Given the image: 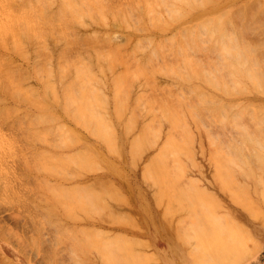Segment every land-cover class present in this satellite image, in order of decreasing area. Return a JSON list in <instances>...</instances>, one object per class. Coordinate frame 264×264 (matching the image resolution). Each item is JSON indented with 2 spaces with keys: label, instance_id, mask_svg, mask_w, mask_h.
<instances>
[{
  "label": "rangeland",
  "instance_id": "obj_1",
  "mask_svg": "<svg viewBox=\"0 0 264 264\" xmlns=\"http://www.w3.org/2000/svg\"><path fill=\"white\" fill-rule=\"evenodd\" d=\"M7 1L0 0V24H1V26H0V32H1L0 33V116H2V117H0V120H1V122H0V173H1L0 174V194L3 195V196L0 195V264H88V263L89 264H117L116 262L118 259H116V258H118V257L119 258L123 257V259L125 258L128 260V261L122 260V262L120 260L121 264H129V262L131 264L132 263H134V264H214L213 263L214 261L216 264H264V191H263L264 185H261V184H264L263 183L264 182V176H262V177L260 176L262 174L264 175V172H263L264 166L263 165L261 166L263 169V170H261L260 166L255 165L256 163H258V165L262 164L259 162V161H261L260 160L261 157H259V156H261V154L263 156V154H264V151H263L264 150L263 149L264 148V137H263L264 130H262V129H264V126H263L264 124H262V123H264L263 122L264 121V85H263L264 81H263V84H261V82H262L261 79L264 80V76H263L264 71H259V69H261V68L264 69L263 68V66H264L263 58L264 57L260 58L262 56L259 55L260 52L262 54L263 53L262 50H264V47H263L264 46V40H262V36L264 39V33H263L264 32L263 31L264 30V15H263L264 14L263 13L264 12V0H238L237 4H236L237 6L236 5L233 6L231 3L232 2L231 0H188L189 2H187V0H181L182 2H179L180 0H168V1L165 0V1H167V3L169 5L167 3H164L165 4L164 5L163 2H159L161 0L157 1L158 4H157L156 0H147V1L146 0H139V1H136V0H134V1L133 0L132 1H130V0H128V1L119 0L118 2L115 0H109V1L108 0L107 1L102 0V1H104L103 2L104 5L102 4L103 6L101 5L102 2L99 0H97V2H95V0H91V1L89 0V2H88V0H72L73 1V2L71 1L72 6L70 4V7L68 9L69 12L66 9V7H64V6H66V5L69 6L70 0H68V1L67 0H52V1L51 0H42V1L37 0V2H38L37 5H34L36 3V1L34 2V0H9L8 1L9 3ZM28 1H30L31 3ZM61 2H62V5L61 4L59 5V3H61ZM80 2L82 4L84 3L83 4L84 6ZM128 2H130V3H128ZM137 2H140L142 4H139ZM183 2H185V3L187 2L186 5ZM49 3H51V4H49ZM85 3H87V5H85ZM105 3H106V5L109 3L111 6L108 4L107 7L110 6V10H113L115 13H113V11H110V10L108 11L107 9H109V7L107 8ZM111 3L113 4V6ZM114 3H115V6H116V4H117V6L120 5L121 8H118L119 6L114 7ZM118 3H120V4H118ZM188 3H189V5H188ZM4 4H5V6H4ZM22 4H23V6H22ZM42 4L44 6L45 5L46 6L43 7ZM76 4H78V5H76ZM88 4L90 5L89 8H85V7H88ZM96 4L99 6H96ZM122 4H123V6H121ZM131 4H132V8L134 10H136L135 12L132 10V8L130 6ZM136 4H137V7H136ZM147 4L149 5L148 8H147ZM33 5H34V7H33ZM39 5H41V6H39ZM48 5L49 6L51 5L50 8ZM80 5H82V6L80 7ZM47 6H48V8H47ZM68 6H67V8H68ZM73 6L74 7L78 6L77 7L78 11L80 9V11H82L81 12L82 15H84V16H81L80 11H79V14L75 13V11H77V8H75V11H74V14H76V15L71 13L73 11L70 10V8L74 10ZM91 6H93V7H91ZM169 6H170V8L173 7V9L169 10ZM23 7H24V9H23ZM32 7L35 9H31ZM58 7H60V8H58ZM95 7L98 9H96ZM113 7H114V9H113ZM163 7H166L165 8L166 10H163L164 9ZM214 7H215V10H213ZM217 7L220 9H216ZM6 8H7V10H6ZM39 8L41 10L43 9L44 11L39 12L40 11ZM262 8H263V12L261 11ZM37 9H38V11H36ZM115 9H117V10L115 11ZM118 9H119V11H118ZM128 9H129V11H128ZM34 10H35V12H34ZM87 10L90 11V14ZM98 10H100L99 11L100 13L98 12ZM152 10H153V12H152ZM29 11H31V12L33 11V12L31 13ZM62 11L63 12L65 11L64 12L65 14H63ZM94 11H95V13H94ZM150 11H151V14H150ZM119 12H121L120 16H119ZM140 12H141V14H140ZM157 12H159L158 14H160L159 19H158V22H160L159 24L156 23L157 17L155 16V14H157ZM35 13H37V14H35ZM166 13H168V14L166 15ZM222 13H224V16H221ZM57 14H58V17H60V18H57ZM87 14L90 18L87 16ZM100 14H101V17H100ZM170 14H172L171 18H170ZM173 14H174V16H173ZM195 14L198 16L194 19H191L190 17L192 15H195ZM31 15H33V16H31ZM134 15H136L137 17L135 18ZM175 15H177V18L175 17ZM22 16H23V18H22ZM62 16L64 19L62 18ZM67 16H70V18ZM138 16H139L140 20H139ZM161 16L164 18H162ZM77 17H78V19H77ZM83 17H84V19H83ZM131 17H134L135 19L132 18L133 19L132 20V19H130ZM219 17H220V19H219ZM31 18H32V20H30ZM94 18H96V19H94ZM233 18L235 20L234 22L237 21L236 25L238 24L237 25L238 27L235 24L234 25L232 24ZM259 18H263V19H259ZM38 19L39 20L41 19V20L39 21ZM75 19H77V20H75ZM88 19H89V21H88ZM170 19H172V20H170ZM202 19L203 20L207 19V21H206L207 23L209 21L208 19H211V23H208L209 25L208 24L204 25L202 23L198 24L199 21L202 22ZM117 20H119V21H117ZM134 20H135V22H134ZM147 20H149V21H147ZM25 21L27 22V24L24 23ZM35 21H37V22L34 23ZM139 21H141V23H139ZM150 21H152L151 22L152 24H150V23L148 24V22H150ZM164 21L167 23L166 26L164 23H161ZM220 21H221V24L219 26H217ZM9 22H11V23H9ZM90 22H92L93 24ZM136 22L139 25H137ZM142 22H145V24ZM227 22H230L231 27H229V24H227ZM2 23H4V25ZM37 23H39V24H37ZM153 23L155 25H153ZM5 24H6V26H5ZM34 24H36V25L34 26ZM103 24H105V25H103ZM122 24H125L124 25L125 27ZM132 24L133 25L136 24V27L135 26L133 27ZM214 24L215 25L217 24V25L214 26ZM156 25H158L161 29H165L166 31L165 30H162V31L159 30L160 28L158 29V26H156ZM185 25L187 27H184ZM10 26L12 27V29ZM117 26H120V27H117ZM173 26H177V27H175L176 29L174 28L171 30V27H173ZM224 26L227 28H225ZM234 26H236L235 29H234ZM51 27H54V28L51 29ZM153 27H155V28H153ZM205 27H206V29L208 28L207 29L208 33H209V29H210V32L213 33V34L211 33V35H213L212 37L209 36L212 39V40L210 39L211 41L210 40L208 41L209 38H208V35H207L208 33L206 32V30L204 32H206L207 36L204 34V32H202ZM215 27L216 28L221 27L222 31H221V28L219 31ZM228 27L230 30L228 29ZM239 27H241L240 28L241 30L243 29L244 34L245 33H248V34H246L244 36L243 33L241 34V32H242L241 31L238 33L236 32L237 35L241 34L240 35L241 37H246V39L244 38L245 40L248 39V36H249V38H250V36H253L250 38L249 43L246 44V42H248L249 39L245 42L244 39L241 40L240 36L238 37L237 35L233 34V35L237 36V41H236V39L233 38L235 36H231L233 30L236 31V29L238 28V31H239ZM47 28L50 30H48ZM55 28L57 30H55ZM144 28H146L149 31H144ZM183 28H186V32L188 31V28H190L191 30L189 29L188 32L191 33L193 31L192 32L193 35H192V33L190 35L188 33V35H186L187 37H185L186 32L183 33V31L185 30V29L183 30ZM197 28L200 31L197 30ZM201 28H203V29H201ZM212 28H214L216 30L213 31ZM224 28L227 29V31L228 30L229 31L227 32ZM231 28H232V31H231ZM138 29H141V30L143 29V30L139 31ZM168 29H169V31H168ZM223 29L227 32V34L231 33L230 37L236 41V42L233 41V42H235V46L234 47L231 46V47H233L232 49H235L236 44H239V46H237V47L241 48L242 43H243V46L246 44L245 45L246 47L249 44L248 46H249V48L252 47L251 48L252 51H253V49H255L254 54L256 53V55H258V57L256 55H254V57L256 56L257 59L258 58H260V59H258V60H256V58L253 59L254 58V57L252 58L253 52L250 51L248 49V47H247V49L251 53L250 54L251 56L250 55L249 56L253 60H251L247 54H245V55L248 56L247 58L249 59V62L251 63L253 61L252 64H254L256 66L251 67L250 63H247L248 61L245 60L246 59L245 56H244L245 59H243V62H245L246 64H249L251 67V69L249 68V65H246L248 67H245V68H247V70L249 68V70H248L249 74L252 75V76L249 75L251 77V79H247L248 73H246L247 70L244 69L245 63H242V65L244 64L243 67H242V65H240V66L237 65V64L241 63L240 60L242 61L241 57L244 53L240 54L237 52V54L239 56L241 55V57H235V58L232 57V54H231L232 52L229 54L230 50L229 51L227 50V45H229L230 39L225 38L227 35L226 36L224 35L225 31L223 32ZM260 29H261V31H259ZM135 30L137 32H134ZM244 30H247V32ZM56 31L60 33V34H58L59 36L57 35ZM150 31L153 33L150 34L149 33ZM198 31H199V33H198ZM216 31H218V33L215 34L216 36H220L221 34H223V37H221V39L219 38V40L226 41L224 39H227V41L229 42V43L227 42L228 43L227 45H225L226 43L225 44L223 43V45H225V47H226V49H224V51L226 50L228 52H222V53H225V55L227 56V57H225V58H227V60H226L227 62H228V60H231V57H232L233 61H230V62H234L235 64L237 63L236 65L238 67L235 66V64H233L235 67H237V71H238V72L236 71L237 74H235L236 72L235 73L232 72L233 67H230L229 65L225 66L226 62L224 63L222 61V60L225 61V59H222V57H224L225 55L222 56L223 54L221 55L220 52L223 51L222 48H225V47H221V50L218 53L221 55L220 56L221 58L219 57V55H217V53H215L217 50H214L215 52L213 51L214 48L212 46H214V45L211 43L213 42L215 44L216 42L219 41V40L218 41L216 40L214 42V39H213V38H215L214 33ZM258 31H259L260 35L258 34ZM20 32H21V34H20ZM42 32H43V34H42ZM64 32H65V34H64ZM158 32L162 33L161 36H158V34H157ZM261 32H262V34H261ZM100 33H101V35H99ZM104 33H106V34L104 35ZM131 33L135 35L134 39L131 38L127 45L124 44V38H125L124 36H127V34H131ZM53 34H54V36H53ZM91 34H93L94 36H91ZM95 34H97V35H95ZM195 34L200 35L199 38L200 39L202 38L201 39L202 43H199L196 41V40H198V38H197V36H195ZM16 35H17V37H15ZM35 36L40 41L38 39H36ZM55 36L58 38L56 39ZM182 36L185 38H183ZM203 36L206 39H204ZM259 36H260V38H259ZM149 37H151L150 40H149ZM172 37H173V39H172ZM188 37H190V39H189L190 43L194 42L195 45L192 44L193 47L190 46L189 44L185 43L184 40L183 41L181 40V41L183 42V45L185 46V48H187L188 51L193 50V52L195 51L196 54H194V56L191 55L190 60H187L190 57H188V58L186 57L187 59L186 58H182V59H184V61L186 59V61H188L189 64L192 60L193 63H191L188 66L191 67L192 65H194V66H192L191 69L195 68V72L197 71L196 75H195V73L193 74V73L189 72L191 70L187 68L188 67L187 65L185 68L183 67L184 68V70H183L182 66H184L185 64L182 65V63H184V62H182L183 60L181 59V57H185V56H183V55H181V57L179 56L180 57L179 59H181L180 62H182L181 64H179L180 62L177 60L178 59L177 56L180 53V51L176 55V51L178 52V49L176 48V46L180 50V46L182 45L181 44L182 42L180 40H178L180 42H178L179 45H177V39L183 38V39L187 40ZM228 37H229V35H228ZM169 38L175 42L174 43L175 50L172 49L173 52L171 51V48L169 46V44H171V46H172V43H171L172 41H170ZM191 38L195 39L196 43H195V41H191V40H193ZM238 38H240V40H239V42L241 41L240 43H237ZM256 38H258V39H256ZM84 39H85V41H84ZM162 39H163V42H162ZM167 39H168L169 44L166 41ZM200 39H199V41H200ZM259 39L262 40L260 43L257 42V40H259ZM160 40L162 43L160 42ZM204 40H207L208 42L204 41ZM2 41H4V43ZM36 41L38 43H36ZM140 41L141 42L144 41V43L146 42L145 45H143L144 43H141ZM164 41H165V44H167L166 46L163 44ZM222 41H219V42H222ZM251 41L253 42V44L256 41L255 43L257 45L254 44L255 46H252L253 44ZM156 42L158 43L157 45L155 44ZM219 42H218V44L217 43L216 44L220 45ZM233 42H232V45H234ZM138 43H139V45H138ZM147 43H149L147 45L148 47L146 46ZM159 43H161L163 45H161V44L159 45ZM4 44L6 47L3 46ZM77 44H79L80 46ZM108 44L110 47L111 46L112 47L110 48L108 46ZM122 44H124V45H122ZM132 44H133V46H135V48L133 47L134 49H130V48H132ZM198 44H200V47ZM21 45H22V47H21ZM72 45H74V46L72 47ZM102 45H103V47H105L104 49H102L103 48ZM153 45H156L157 47H155ZM138 46L141 48H139ZM145 46L147 47V49ZM167 46H169L168 51L170 49V51L172 53L171 52L169 53L166 51ZM260 46H261V48H260ZM3 47H5V48H3ZM13 47H15V48H13ZM19 47H21V48H19ZM116 47H117V50H116ZM143 47H145V48H143ZM154 47L156 49H154ZM197 47H199L201 49L200 51L198 50V53H200V55L197 54V51H196V49H198ZM214 47L216 49V46H214ZM231 47L228 46V49H230ZM237 47L234 50L235 53H236ZM246 47H245V50H247ZM17 48H18V50H17ZM109 48L111 51L108 50ZM118 48H120V49H118ZM142 48H143V50L145 49L144 50L145 52H142L143 51ZM185 48H184V50H185ZM257 48H260L258 50H261V51H259V53H258ZM135 49H136V51H133ZM204 49H205V51L207 49V51H206L207 53L206 52H205L206 54L203 53L204 56L206 55L205 60L202 59L204 56L202 55V52H201V51L204 52ZM219 49L220 48H218V51H219ZM74 50H75V52H74ZM94 50H95V52H94ZM114 50L117 52L116 55L114 53L115 52ZM140 50H141V52H140ZM154 50L156 51V53H154L155 52ZM208 50H210L211 52L213 51L212 52L213 55H210L212 53L208 52ZM60 51L62 54L60 53ZM164 51H165V53H164ZM72 52H73V54H72ZM86 52H87V54H86ZM151 52H153V53H151ZM193 52H189V53L193 54ZM66 53H67V55H66ZM111 53H113L116 56V58L119 56L118 61L116 58H114L115 57L114 55H111ZM149 53H151V54H149ZM174 53H175L176 57H175V55H173V56L171 55ZM184 53L186 54V56L190 55L189 53L187 54L186 50L184 51ZM245 53H246V51H245ZM247 53L249 54V52H247ZM84 54H86V55H84ZM123 54L126 55L128 57V59H125L126 56H124ZM134 54H136V55H134ZM152 54L156 55L157 57H153ZM208 54H209V56H207ZM99 55H100V58H99ZM137 55L139 57H136ZM140 55H141V57H140ZM149 55H151L150 58H149ZM195 55H196V57H195ZM233 55H234V53H233ZM49 56H50V58H49ZM162 56L166 57V59L168 56L169 57L167 60H165L164 57H163L164 59H162ZM201 56H202V58H201ZM215 56H217V57H215ZM37 57L41 60V62ZM151 57L154 58L153 63L151 61V59H152ZM192 57H195V60L197 57H198V59L201 58L200 60L197 59V61L198 62L200 61V63H197V61H196V63H194V58L192 59ZM207 57H209L207 63L210 62V65H212V66H209V64L205 65ZM218 57L220 58V60H218L219 59ZM94 58H96V59L94 60ZM140 58H143V59L147 58V59H149V61L147 59L143 60ZM236 58H239V61L238 60L236 61L235 60ZM58 59H60V60H58ZM61 59L63 60V62ZM119 59H121L120 62L123 63V60H124L125 63H123V65H121L122 63H120L118 65ZM161 59H162V62H161ZM173 59H175V61L178 62V63H176L178 66L174 67L176 69H174V68L173 69H174V71L177 70V72L180 71V73H179L180 77L177 76V74H176L177 72L171 71L172 67L175 64L174 63L175 61L173 62ZM75 60H76V62H75ZM155 60L160 65H158L155 62ZM163 60L166 62V64H168L169 62H170V64L172 63L171 64L172 66L170 64H168L171 67V68H168L169 69L168 71H171V72L169 73L167 71V73H169L170 76L168 74L165 75L166 71L164 69L168 65H165V62ZM203 60L205 62H203ZM96 61H98V62H96ZM126 61H127V63H126ZM167 61H169V62H167ZM212 61H213L214 65L212 64ZM221 61H222V63H221ZM258 61H259V63H257ZM64 62H66L67 64ZM148 62H150V63L148 64ZM216 62L222 64V67L220 65V68H223L225 66V68L222 70L224 72H222L220 70V68H217L218 64ZM57 63L59 64V66ZM85 63L87 66L85 65ZM97 63H99L100 65ZM68 64H69V66L70 65L71 66L69 67ZM90 64H92L93 66ZM113 64H114V67H112ZM133 64L135 66H133ZM150 64H152V66ZM156 64L158 65L159 68L161 67V69H163L162 67H165L163 69L164 71L159 69L158 67L156 68L155 67ZM186 64H187V62H186ZM199 64H202V65H199ZM229 64L231 66H233L231 63H229ZM41 65H43V66H41ZM180 65H182V66H180ZM197 65H199L200 67L198 66V68H196ZM60 66H62V67L66 66V67L62 68ZM149 66L155 67V68H153L154 70H152L155 73H152V71H151L152 68L150 69ZM208 66H209V68H208ZM81 67H83V68H81ZM178 67H181L182 70H181V68L179 69ZM201 67H203L206 70V71H204L205 76L211 74L209 76L214 78L213 86L217 85V84H214V83L218 82V80H217V82H215V79H216L215 77H217V74L220 77L222 75L225 76L224 74H226V76H227L226 78L229 77V79L231 78V80L228 79L225 82L226 79L224 77V78H222V79H224L222 82V79L219 78L220 79L219 83L222 82L221 84H219L220 87L219 86H216V87L212 86V88H211L209 86L210 84L208 85V83L203 82V81H205V79H203V77H204L203 76L204 75L203 70H201L200 74H198L199 73L198 69H200ZM205 67H207V68H205ZM215 67L218 69V71H220V73L222 72L221 75H219L220 73L216 72L217 69H215ZM229 67L232 70L229 69ZM239 67H240V70H238ZM259 67H261V68H259ZM67 68H68V70H67ZM74 68H77V69H74ZM101 68H103V72H102ZM109 68H113V69H109ZM254 68H257L258 70L257 69L255 70ZM3 69L5 71H8L7 73L11 74V75L7 77L6 76L7 73L4 72ZM155 69H157V70L159 69V70H161V72L160 71L158 72ZM207 69H208V71L210 69H213L210 71H213L214 73L216 72L214 74V76L215 75L216 76L214 77L213 72L209 73L210 71L208 72ZM214 69H215V71H214ZM252 69L255 72L259 71L256 74L260 75V76L255 75V72H253L254 73V76H253V74H251ZM9 70H10V73H9ZM166 70H167V68H166ZM225 70H226V72L228 71L229 73H226ZM245 70H246V72H244ZM60 71H61V73H60ZM66 71H68V72H66ZM85 71H86V73H85ZM149 71H151V72H149ZM162 71H163V74H162ZM240 71L243 75V76H240L242 78L239 77V75H241ZM11 72L15 73V74H12ZM62 72H63V74H62ZM79 72L83 74L85 79L82 76V74H80ZM91 72H94V73H91ZM117 72H119V73H117ZM181 72H184L185 75L181 76ZM188 72L190 74H192V76H190V74H188ZM201 72L203 73V75ZM84 73L86 74V76ZM262 73H263V75H262ZM119 74H121L120 75L121 77L119 76ZM152 74H155V75H152ZM1 75H2V77H1ZM64 75H65V77H64ZM9 77H12V78H9ZM183 77H187L189 82L187 81L185 83L182 80V82H183L182 83L180 79H182ZM190 77H192V78H190ZM211 77H209V79ZM57 78H58V80H60V82L57 81ZM127 78H129V80ZM189 78H190V80H189ZM195 78H197V80ZM207 78L208 77L206 76V82H208ZM233 78H235V79L232 80ZM8 79L10 80V82ZM149 79H150V81H149ZM170 79H171V81H170ZM185 79H184V81H185ZM105 80H106V82H105ZM210 80H211L210 82L213 81L212 78ZM259 80H260V82H258ZM76 82H77V84H76ZM131 82L133 83L134 86L131 85L132 84ZM224 82L230 86L227 87V85H226V88L224 89V87H225V86H223V85H225ZM46 83H48V85H49L48 87H47ZM146 83H147L148 87H146ZM259 83L261 84L260 85L261 88L258 87ZM193 85H194V87H195V85L200 86V87H195V89L199 88V89L195 90V93H196V91H198L200 89H202V90L204 89V91L202 93L200 91H198L196 94L194 92H191L193 90L192 89ZM166 86H168V87H166ZM235 86H237V87L235 88ZM253 86H254V88H253ZM255 86H257V87L255 88ZM163 87H164V90L162 92L160 90H162ZM169 87H170V89H167ZM188 87L192 90L189 91L190 89H188ZM217 87H219V88H217ZM238 87H239V89H238ZM14 88H15V90H14ZM90 88H91V90H90ZM182 88H184L183 91H182ZM221 88H222V90H221ZM227 88H229L228 89L229 91L228 90H227V92L223 91V90H226ZM27 89H28V91H27ZM93 89H94V91H92ZM153 89H155L156 91H154ZM233 89H235V91ZM43 91H44V93H43ZM184 91L185 92L187 91L186 92L187 94L190 93L189 94L190 96L185 95L186 93H184ZM221 91H223V92H221ZM74 92H76L77 94ZM93 92H96V93H93ZM148 92L149 93L151 92L150 93L151 95ZM160 92H162L163 94H165V93L166 94L163 95ZM207 92L210 94V96H211V94H212V96L214 95L213 100H215V98H217V100L220 99L221 101L219 100L218 101L219 103L217 101H215L216 104H214L212 101V96L208 97L209 94ZM192 93H194L195 96L194 95L192 96L191 95ZM200 93L202 95H205L204 97H206V101H208L207 103L206 102H204V103L208 104L209 107H210V105H212L210 108H208V105L202 103L203 102L202 99H201V101H197V99H196L197 94L199 96ZM203 93H205V94H203ZM81 94H82V96H81ZM92 94H94L93 97H92ZM95 94H97V96L101 97V98H97V96ZM154 94H155V96H153ZM207 94H208V96H207ZM146 95H148V97H150L151 99L150 98L146 99L147 98ZM176 95H177V97H176ZM202 95H200V96L202 97ZM72 96L74 97V99L71 98ZM117 96L120 98L118 99ZM160 97H162V99ZM90 98H92V100H95L96 102L93 101V103H92L91 102L92 100ZM103 98H105V99H103ZM122 98H124V99H122ZM143 98L145 99L146 102H144ZM172 98L176 99V100H172ZM207 98H209V99H207ZM68 99L70 100L69 102H67ZM72 99L74 100V102ZM142 99H143V101H142ZM182 99H184L183 100V101H185L184 103H182ZM31 100H33L37 103L34 104V102ZM163 100L165 102H168V104L170 105L169 110H168L169 105L168 104L164 105L165 102H163ZM137 101L139 103H140V101H142V102L140 103V105H137L138 104ZM170 101L172 103H170ZM173 101L177 102V103L175 104ZM133 102L134 103L136 102V104H134ZM150 102H152V103H150ZM160 102L163 103L162 105L164 107L162 105H160L161 104ZM211 102L213 104H211ZM70 103H71V106H70ZM197 103L200 106V108L197 105ZM95 104H97V105H95ZM141 104L142 105L144 104V105L142 106ZM171 104H172V106H171ZM221 104H222V106H221V108L219 107L220 109L218 111L222 110V108L224 111L222 110V111L218 112L217 111L218 107L215 109H212V108L219 106ZM114 105H116V106H114ZM174 105H177V108H176V106L173 108ZM178 105L181 107V108L179 107V109L182 110L181 111L182 114L180 113V110H177ZM203 105H206L205 108L207 107L206 109H209V112H207L208 110L207 111L205 110ZM225 105H227L229 107V109L227 106L225 107ZM184 106H186L187 109ZM192 107H193V109H192ZM197 107H198V109H197ZM74 108H76V110H74ZM125 108H126V110H125ZM184 108L187 110V112ZM189 108H191L193 110V112L196 114L198 112H202L204 109L205 113L204 112L203 113L206 114L207 116L204 115L205 117H203V114L201 115L200 113H198L199 115L198 114L197 115L200 118L202 117L203 120H206V122L205 121L202 122L201 121L202 119H200L199 117H196L197 116L196 114H195L196 116L193 115L194 113L192 114V112H191L192 110L190 111ZM201 108H203L202 111H200ZM6 109L9 112H6ZM137 109L141 110V112L137 111ZM171 109H173V110L176 109V111H173ZM195 109H197V110L195 111ZM211 109L213 110L211 112V114L215 113L214 110L216 111L215 115L210 114ZM2 110H4L5 113ZM63 110H65L66 113L63 112ZM72 110H74V111H72ZM132 110H133V113H134V111H137V112H139V114H137V112H135L134 113L136 116L135 117L134 114L132 113ZM164 110H168V113L170 115ZM70 111L73 113L72 115H71ZM164 112H166V114H168V115H166ZM175 112L176 113L178 112V113L176 114ZM226 112L228 115L227 114L224 115V113H226ZM8 113L10 116L11 115L12 116L10 117L8 115ZM86 113L88 114V116L85 115ZM163 113L165 115H163ZM66 114L68 116H66ZM120 114H122L123 116H121ZM146 114L150 115V116H147ZM173 114L182 115L181 117L179 115V118H181V120H182L181 124L179 122V118L176 117V115H175V117H173L174 116ZM189 114H190V116H189ZM237 114H238V116L241 114L242 119H240V116L238 118V116H236ZM252 114L256 115L257 117L260 116L262 118L256 117V119L254 120L255 116H253ZM37 115L40 116V117H38V119L36 117ZM208 115L209 116L211 115V117H208ZM244 115H245V117H244ZM31 116H33V117H31ZM71 116H72V118H71ZM83 116L85 117V119ZM86 116H87V119H86ZM133 116L135 118H133ZM221 116L225 119H222ZM232 116L234 119L237 117L236 119L241 120V122L243 121L242 124L241 123L238 124V122H240V121L236 122L237 124L234 122V125L236 124L238 126V128H239V126L241 128V126L243 125L242 127H244V128H242L241 131L239 130L240 128L239 129L237 128L238 129L237 130L236 125L235 126L233 125ZM24 117H25V119H24ZM170 117L176 118L177 119L176 122H173ZM206 117H208V118L206 119ZM215 117H217V119ZM220 117H221V119H220ZM31 118L32 119L34 118V120H35L34 124L35 125H31L34 122ZM57 118H58V120H57ZM214 118L218 122L215 121ZM75 119L76 120L78 119V120L76 121ZM106 119H108L109 123L107 122ZM190 119H192V120L194 119V120L192 121ZM209 119L211 120L210 123H209ZM249 119H251L252 122ZM257 119H258V121H259V119H261V120L258 122ZM37 120L38 121L42 120V122L44 124H42V122L40 124L37 123ZM44 120H47V121L45 122ZM86 120H87V122H85ZM104 120L108 124L106 122L102 123V121H104ZM150 120H151V122H150ZM220 120H221V123H220ZM112 121H114V122H112ZM199 121H201L203 124ZM213 121H215L216 123H213ZM234 121H237V120H234ZM22 122H24V125L22 124ZM81 122L82 123L85 122V123L82 124ZM255 122H256V124H258L257 126H256ZM119 123H120V125H119ZM154 123H155V125H154ZM205 123L207 125H205ZM208 123L211 126V129H210ZM217 123H219L220 125ZM223 123L226 126H223L222 125ZM243 123H245V125ZM260 123H261V125H260ZM151 124H153V127L151 126ZM211 124H213V127ZM227 124H232V125H227ZM80 125L82 128L80 127ZM217 125H219V126H217ZM59 126H60V128H59ZM88 126H90V127H88ZM180 126H181V128L178 129V127H180ZM221 126H223L225 129ZM227 126H229V127H227ZM231 126H232V128H231ZM109 127H110V129H109ZM182 127H183V130H182ZM207 127H209L208 129L210 131L207 129ZM219 127H221V128H219ZM245 127L246 128L248 127V128L246 129ZM196 128H198L199 130H197ZM253 128H257L255 133L252 132V130H255ZM205 129H206V131H204ZM245 129H246L247 133L243 132V130L245 131ZM258 129L259 130L261 129V131H257ZM56 130L57 131L59 130V131L56 132ZM228 130H230V131H228ZM14 131H15V133H14ZM46 131H48L49 133L51 132V133H55V134H53V136L50 137V135H52V134L50 133V135H49V133H47ZM199 131H201V132H199ZM238 131H239V133H238ZM248 131L250 132V134ZM59 132H61L62 135L59 134ZM251 132H252V134H251ZM45 133H46V135L48 134L47 136H49V138L46 135L44 136ZM69 133L71 134V136L69 135ZM199 133H200V135H199ZM207 133H209V135H207ZM243 133L248 134L250 140H252V141L255 138L260 139L261 141L260 140L256 141V139H255V143L254 142L252 143V141L249 142V141H247V138H246L248 136L247 135L242 136ZM29 134L31 135L32 138L29 136ZM58 134H59V136H58ZM211 134H212V136H211ZM217 134H219V135H217ZM237 134H241V137L238 136ZM65 135H67V136H65ZM111 135L114 137H111ZM183 135H184L185 139H184ZM221 135H225V136H223V138L226 139V140L224 139L226 142L222 143L223 139L221 138L222 137ZM227 135L229 136L228 138H230L231 140L226 138ZM250 135L254 136V138L253 137L251 138ZM12 136H14V137H12ZM68 136H70V137H68ZM218 136L220 137V139L217 138ZM231 136H233V138ZM45 137H46V139H45ZM143 137L144 138L146 137L148 139H144ZM207 137H209V139H207ZM13 138H14V140H13ZM51 138H54V140L51 141ZM70 138H72V139H70ZM141 138H143L144 140ZM177 138H178V140H177ZM243 138H245L246 140L245 139L244 140L247 142L243 141ZM191 139H193V140H191ZM232 139H233V141H232ZM240 139L242 141H239ZM45 140H47V142L51 141L52 143L55 140L57 142L55 141L54 144L49 142L47 144V142ZM60 140H61L62 144L64 143V145H62V144L59 145ZM235 140H237V141H235ZM14 141H16V142H14ZM215 141H216V143H215ZM220 141H221V143H220ZM67 142H68V144H67ZM260 142H262V143H260ZM143 143L146 146L142 145ZM49 144H50V146H48ZM72 144H74V145H72ZM217 144H218V146H217ZM225 144L227 145V147ZM248 144L251 145L250 146V147H252L251 150L249 149ZM5 145L6 146L8 145L7 146L8 148H6ZM136 145H137V147H136ZM172 145H173V148L175 147L174 149L172 148ZM219 145L221 147H222V145L223 146L225 145V146L221 148ZM247 145H248V147H247ZM59 146H61V147H59ZM143 146H145V147L143 148ZM245 146L247 147V150L249 149L248 151L245 150L246 153L243 150V149H245ZM54 147H55V149H54ZM217 147H218L217 150H220V152L218 151L219 153H221L223 151V153H221L220 155L216 151ZM228 147H229V149L232 147L231 151L234 150V152H235L234 155L236 158H238V160L234 159L235 157H233L234 156L233 152L232 153L230 152V154H229V152H228L229 150L226 151V149H228ZM4 148H5V150H4ZM14 148H17V149H14ZM260 148H262L263 150H261ZM37 149H38V151H37ZM170 149H173V151H167ZM252 149H254V151H255L254 153L256 155H258V153H259V155L257 156L260 158V159L257 158V160L259 159V161L255 160L256 158H254V157H256V156L252 152L253 151ZM40 150H42V151H40ZM135 150H136V152H134ZM174 150H176V151H174ZM240 150L243 151L244 153L242 152L243 153L242 154ZM45 151H47V152L45 153ZM87 151H88V153H86ZM236 151H237L238 155H237ZM259 151L261 152V154ZM28 152H30V153H28ZM175 152H177L178 155ZM214 152H216V153H214ZM36 153H38V158H35ZM249 154H250V156H254V157L249 158L248 157ZM90 155H92L93 158ZM227 155H229V156H227ZM39 156H42L44 158H42V157L39 158ZM239 156H241V157L239 158ZM244 156H247L249 159L247 157H244ZM22 157H24V158L22 159ZM232 157H233V159H232ZM262 158H264V157H262ZM21 159H22V161H21ZM152 159L154 160V162ZM186 159L187 160L189 159V162ZM224 159H226L227 166H229V168H227L226 165H223L224 167L227 168L226 173H225V174H227L226 176H225V174L223 175V173H221L222 170H220V168H219L220 162L223 161ZM72 160H74V161H72ZM233 160L235 163L233 162ZM241 160H242V163H241ZM80 161H81V163H79ZM86 161H87V164H89L91 162L90 167H87L88 165L85 164ZM149 161H151V162H149ZM64 162L65 163L68 162V163H66V165H65ZM155 162L157 163V165L160 166L159 167L160 169L156 166V168H158L157 169L158 171L156 169H155V171H152V168H149V166ZM224 162L225 161H223L222 164L226 163V162L225 163ZM236 162L239 164H237ZM252 162H254L255 164L253 163V165H251ZM71 163L72 164L74 163V165H72ZM146 163L150 164V165L146 166ZM63 164L65 165V168L67 167V164H68L69 169L68 168L64 169ZM183 164H185V165H183ZM233 164L236 167L233 166ZM44 165H46L47 167ZM33 166H35V167L37 166V168L36 169L32 168ZM42 166H43L44 171L41 170ZM52 167H53V169H52ZM100 167L103 169V171H102V169L99 170ZM152 167L155 168V164L152 165ZM230 167H231L232 171L230 170ZM39 168H41L40 169L41 171L39 170ZM44 168H47L48 170L47 169L45 170ZM56 168H58V169L56 170ZM96 168H98V169L96 170ZM258 169H260V172H258L259 171ZM54 170H55V172H53ZM59 170L61 172H58ZM150 170L152 173L150 172ZM217 170L218 171L220 170L219 173ZM223 170H225V168ZM229 170H230V173L228 172ZM243 170L246 172V175H248L246 178L243 177V176H245L244 175L245 173L241 172ZM255 170H256V172H255ZM70 171H71V173H70ZM74 171H75V173H74ZM234 171H236V172H234ZM19 172H21V173H19ZM27 172H28V174H27ZM50 172L51 173L53 172L52 174H54V175H52ZM65 172H68V173H65ZM158 172H159V174H158ZM163 172H165L166 174H170L171 176L170 175H168V176H170L171 179H173V180L175 179V180L174 181L172 180L173 182L170 181L171 180L170 177H169V179H167L168 176L165 175V173H163ZM250 172L253 174H251ZM155 173L158 176H156ZM16 174H18V175H16ZM20 174H22L23 176ZM70 174H72V175H70ZM33 175H34V177H33ZM60 175H62V176H60ZM11 176L13 177V179ZM14 176L15 177L17 176V177L14 178ZM180 176H183V177H180ZM223 176H225L224 179H223ZM7 177H9V178L7 179ZM57 177H59V178H57ZM61 177H62V179H61ZM163 177H164V179H163ZM226 177H229V178L226 179ZM20 178H22V179L20 180ZM247 178H249V180ZM33 180H35V181H33ZM96 180H99V181L103 180L104 181L103 185L105 187L101 184L99 185V181H96ZM186 180H188L189 183H188V181L185 183ZM195 180H196V183L194 182ZM258 180L262 181V183L260 181L258 182ZM32 181H33V183H32ZM103 181H100V182H103ZM190 181H192L195 185L193 183L191 184ZM171 182H172V184H171ZM244 182L247 185L243 184ZM42 183H45V185ZM96 183H98V184H96ZM108 183H110L109 186L111 185L110 188L107 185ZM185 184H187V185H185ZM190 184L194 187V190L192 189L193 188L192 186L189 187ZM242 184H243V186H242ZM57 185L59 188H57ZM74 185H75V187L76 186L78 187L77 191H79V192H77L75 190L77 187L75 188ZM86 185L87 186L91 185L90 188L93 187L92 189H94L95 192L97 190L98 193L97 192L96 193L98 195L101 192L100 193L101 195H99V196H97V194L95 193L96 194L95 199L98 198L99 203L95 202L97 200H95L94 198H93L94 201H89L91 199L88 200L89 195L93 194V196H94V193H91L92 189L90 192L88 191L89 187H88V190H86L88 192H85V190L83 191V188H85ZM218 185H221V186L219 187ZM248 185H249V187H248ZM5 186H6V189H5ZM31 186H32V188H31ZM46 186H47V188L49 187L53 190V191H50L51 193L55 194L56 192H58L55 195L56 196L60 195L61 197H59V199L54 198L48 190H44V189H46ZM101 186L105 188V191H103L104 188H102ZM196 186H198V187H196ZM203 186L205 187V189L203 188ZM64 187H65V189H64ZM115 187H116V189H115ZM41 188H42V190H41ZM55 188L58 190H56ZM111 188H114V189H111ZM179 188H181V190ZM73 189H74L76 194L74 193ZM178 189L180 191H178ZM183 189H185V191ZM190 189L193 190L192 191L193 194L190 191ZM228 189H229V191H228ZM10 190H11V192H10ZM54 190H56V191H54ZM66 190L68 192L70 191L69 192L70 194ZM111 190H112V192L115 193V195L114 194L113 195L116 197H114L113 195L109 196L112 194ZM207 190H209V191H207ZM106 191H107V193H104ZM108 191L110 192V194ZM186 191H187V194H189L195 201L191 200L192 198L185 194ZM32 192L35 193V195ZM92 192H94V191H92ZM88 193H89V195H88ZM49 195H50V197H49ZM42 196H44V197H42ZM181 196L186 197L185 199L186 200L188 199V200L186 201L185 199H182L184 202L182 203V201H181L182 204H180V199H178V198ZM41 197L43 198V200L46 199V201L51 200V198H52L51 201H53V203L56 199H58V202H56L57 201L56 200L55 204L51 205L53 207L52 208L49 205V203H46V201H44L45 203H43L42 202L43 200L41 199ZM172 197H173V199H172ZM25 198L29 199L32 204H30L29 200L27 201V199H25ZM78 198H80V200L83 199V200H81L83 202L86 198L84 203L87 204L86 206L91 205L93 207L92 208L90 206L91 209L95 210V212L94 211L92 212L91 209L86 207L85 205H81V203L80 204L77 203L79 201ZM20 199H22L23 201L21 202ZM119 199L122 200V202ZM174 199H176V201ZM172 200H173V202L174 201L175 202L173 203ZM177 200L179 201V203H176V202H178ZM12 201H14V202H12ZM63 201H67V202L65 204H63ZM24 202H28V203H24ZM47 202H49V201H47ZM68 202L70 204H68ZM18 203H20L21 205L20 204L18 205ZM104 203H105V205H104ZM78 204L80 206H78ZM176 204H177V206H176ZM32 205L35 206V207H33L34 209L32 208ZM64 205H67V208H66L67 210L66 209L63 210ZM46 206L47 207L50 206L49 208L53 210V211L51 210L53 213L56 209V211H58L57 215L55 214L56 212L53 215V213L51 211H49V208H47ZM85 207L88 209L86 210ZM98 207H100V210H103V211L99 212ZM176 207L178 210L175 209ZM35 209H36V211H35ZM173 209H174V211H172ZM110 211L112 212L111 214H110ZM98 212H99V214H98ZM196 212H198V213H196ZM49 213H51V214H49ZM192 213L193 214L195 213L194 216ZM39 214H40V216H39ZM43 214H45V215L43 216ZM46 214H49L52 217V218L50 217V219H49L50 223L47 220V218H49L47 216H49V215L46 216ZM62 215H64V216H62ZM88 215H89V217H88ZM110 215L112 216V218L110 217ZM113 215H115L114 221H113ZM213 215H214V217H212ZM122 216H123L124 220L121 219ZM45 217H46V221H44ZM54 217H55V219H54ZM199 218H201L200 222L198 220ZM209 218H210V220H209ZM195 219H196V221H195ZM218 221L222 222L223 225L227 222V224H225L226 226H224V227L229 226L228 228H230V230L233 229L235 232H237V233H235L234 231L231 232L233 234L235 233V235L238 234L237 238H235V235H233L234 237L232 235H230L231 237L230 236L227 237L228 234L227 235L224 234V236H225L224 237L223 234H220V231L222 232L223 229H221V228L218 229V227H220L219 223H218V225L216 223ZM126 222L127 223L129 222V224H131V225L129 226V224H127ZM32 223H33L34 227H33ZM187 223H188V227H187ZM189 223L193 226L189 225ZM199 223H200V226L198 225ZM222 223H220L221 227L223 226ZM35 224L36 225L38 224V227H36ZM45 224L48 225V227ZM195 224L197 225V229L195 228L196 227ZM184 225H186V226H184ZM207 226H208V228H207ZM224 227H222V228H224ZM39 228H41V229H39ZM11 229L13 230L12 232H11ZM32 229H34V230H32ZM179 229H180V231H179ZM64 230H65V232H63ZM66 230H67V232H66ZM68 230H70V232ZM230 230H229V232H230ZM75 231H77V232L74 233V235H72V233ZM95 231L97 234L99 233L98 235L96 234L97 236L100 235L99 237H96ZM177 231H179V232H177ZM9 232H11V233L9 234ZM68 232H69V234H68ZM87 232H89V234ZM185 232L187 234H190L191 236L193 235L192 238L191 237L187 238V235ZM215 232H216V234H215ZM61 233H64V234L66 233V234L63 235ZM212 233H213L214 238L212 237V239H211L210 237L212 236ZM222 233H225V232H222ZM226 233H228V230ZM240 233H242V234H240ZM183 234H185L186 236ZM219 234H220V236H219ZM87 235H90V237H88ZM66 236H67V238H66ZM71 236H72V238H71ZM78 236H80V237H78ZM176 236H177V238H176ZM217 236H218V238H217ZM3 237H4V239H3ZM89 238H90V240H89ZM95 238L96 239L98 238L97 239L98 241ZM115 238L118 239V242L116 241V243H118L117 246L119 247V246L123 245L122 249H124V248L126 249L124 253H121V251H124V250L120 249L121 247L119 248V250H121V251L117 250L118 247L115 245L116 243L109 242V240H111V239L112 240L114 239V242H115V240H116ZM195 238H197V239H195ZM224 238H226V239L228 238L229 242L224 243L222 241V240H225ZM87 239H88V241H86V242H88V243L90 242L91 243V245L89 243L90 246L88 244H86V242H85V240H87ZM213 239H214V242H213ZM233 239L236 241V243H233V242H235ZM73 240H75V241H73ZM101 240H104V242L106 240L108 241V243L105 242V245H106V243L112 244V245L110 244L112 247L111 246L110 247L108 246V247L111 248V249H109L110 252L112 249L115 250V252L112 250L114 254L110 253L109 251H106L108 248L105 245H103V246H104V248H106V250L105 249L103 250V248H102L103 246H101V243H100L103 241H101ZM127 240L129 241L128 243L126 242ZM137 241H139V242L137 243ZM201 241H203L204 244ZM225 241H227V240H225ZM96 242H99V244L98 243L96 244ZM199 242H200V244H199ZM209 242L213 243V246H211L212 244L209 246L206 245V243H209ZM132 243L135 244V246ZM231 243H233V245L230 247ZM83 244L86 245V246H83V248L84 249L87 248L86 249L87 252L83 251L84 249L81 248V246ZM217 244H219V245H217ZM244 244H246L247 246H245ZM113 245L116 248H114ZM139 245H141V246H139ZM186 245H188V246H186ZM200 245L202 246V248L200 247L198 250L196 249L194 251V249H191V247H193V248L197 247L198 248V246H200ZM216 245L218 246V248H216L214 250V248L217 247ZM130 246H132V247H130ZM219 246H221L224 249L226 248L227 253H225L226 255L223 258L222 257L220 258V256H219ZM206 247L207 248L210 247L211 249H208L207 252L209 250H210V252H213V253L215 252L216 254L215 253L214 254L216 256H218V259L212 253L211 254H212L213 259L212 258L210 259L208 254L206 256V253H207L206 251H205L206 253H204V251H203V253H204L203 254L202 250H206L205 249ZM233 248L236 249L237 251H234ZM189 249L192 253H190ZM105 251L111 255H108ZM132 252H134L133 256L131 255ZM210 252H209V254H210ZM119 253H121V256H118ZM115 254H116V256H114ZM233 254H236L237 256L233 257ZM202 255H204V256H202ZM93 256L96 258H94ZM129 256L131 259L129 258ZM114 257L116 259V262L114 260ZM204 257L206 260L204 259V261H203L202 259ZM237 257H239V259H235ZM48 258H50V259H48ZM84 261H87V263ZM200 261H202V263H200ZM93 262H95V263H93Z\"/></svg>",
  "mask_w": 264,
  "mask_h": 264
},
{
  "label": "bare ground",
  "instance_id": "obj_2",
  "mask_svg": "<svg viewBox=\"0 0 264 264\" xmlns=\"http://www.w3.org/2000/svg\"><path fill=\"white\" fill-rule=\"evenodd\" d=\"M5 1H7V0H5ZM8 1H9V0H8ZM8 1H7V2H8ZM35 1H36V3H35L34 5H37L38 2H37V0H34V2H35ZM38 1H39V0H38ZM41 1H42V0H41ZM51 1H52V0H51ZM67 1H68V0H67ZM71 1H72V0L69 1V6H68V5H66V6L63 5L64 7H66L67 10L69 9L70 4L73 2V1H72V2H71ZM90 1H91V0H90ZM99 1L102 2L101 5H102L103 2H104V1H102V0H99ZM105 1H107V0H105ZM108 1H109V0H108ZM115 1L118 2L119 0H115ZM115 1H114V2H115ZM126 1H128V0H126ZM126 1H125V2H126ZM130 1H132V0H130ZM133 1H134V0H133ZM136 1H139V0H136ZM136 1H135V2H136ZM146 1H147V0H146ZM157 1H159V0H156V2H157ZM167 1H168V0H167ZM167 1H165V0L162 1V0H161V1H159V2H163V4H164V3H167ZM231 1H232V2H231L232 5L235 6V5L237 4V1H238V0H231ZM28 2H30V1H28ZM62 2H63V1H62ZM62 2L59 3V5H60V4L62 5ZM74 2H75V1H74ZM88 2H89V0H88ZM95 2H97V0H95ZM95 2H94V3H95ZM122 2H123V1H122ZM179 2H182V1L180 0ZM187 2H189V1L187 0ZM187 2H186V3H187ZM8 3H9V2H8ZM30 3H31V2H30ZM80 3H81V2H80ZM99 3H100V2H99ZM106 3H107V2H106ZM106 3H105V5H106ZM109 3H110V2H109ZM109 3H108V4H109ZM128 3H130V2H128ZM133 3H134V2H133ZM137 3L142 4V3H140V2H137ZM183 3H185V2H183ZM186 3H185V5H186ZM2 4H3V3H2ZM49 4H51V3H49ZM74 4H75V3H74ZM81 4H82V3H81ZM83 4H84V3H83ZM83 4H82V5H83ZM90 4H91V3H90ZM108 4H107V5H108ZM111 4H112V3H111ZM118 4H120V3H118ZM125 4H126V3H125ZM145 4H146V3H145ZM157 4H158V2H157ZM160 4H161V3H160ZM167 4H168V3H167ZM167 4H166V5H167ZM8 5H9V4H8ZM27 5H28V4H27ZM34 5H33V7H34ZM42 5H43V4H42ZM76 5H78V4H76ZM82 5H80V7H81ZM85 5H87V3H85ZM103 5H104V4H103ZM103 5H102V6H103ZM107 5H106V7H107ZM109 5H110V4H109ZM133 5H134V4H133ZM164 5H165V4H164ZM168 5H169V4H168ZM171 5H172V4H171ZM188 5H189V3H188ZM4 6H5V4H4ZM22 6H23V4H22ZM30 6H31V5H30ZM39 6H41V5H39ZM45 6H46V5H45ZM45 6L43 5V7H45ZM48 6H49V5H48ZM48 6H47V8H48ZM50 6H51V5H50ZM50 6H49V8H50ZM67 6H68V8H67ZM71 6H72V4H71ZM83 6H84V5H83ZM89 6H90V5L88 4V7H85V8H89ZM96 6H99V5L96 4ZM110 6H111V5H110ZM110 6H108L109 9H107L108 7L106 8L108 11L110 10ZM112 6H113V4H112ZM116 6H117V4H116ZM116 6H115V3H114V7H116ZM118 6H119V7H118ZM118 6H117L118 8H121L120 5H118ZM121 6H123V4H122ZM124 6H125V5H124ZM130 6H131V8H132V4H131ZM138 6H139V5H138ZM148 6H149V5L147 4V8H148ZM172 6H173V5H172ZM191 6H192V5H191ZM236 6H237V5H236ZM33 7H32L31 9H35V8H33ZM73 7H74V6H73ZM77 7H78V6H77ZM77 7H74V10L70 8V10L73 11V12H71V13L74 14L75 8H77ZM91 7H93V6H91ZM100 7H101V6H100ZM104 7H105V6H104ZM114 7H113V9H114ZM128 7H129V6H128ZM136 7H137V4H136ZM166 7H167V6H166ZM166 7H163V8H164L163 10H166V9H165ZM58 8H60V7H58ZM85 8H84V9H85ZM95 8H96V7H95ZM178 8H179V7H178ZM1 9H2V8H1ZM4 9H5V8H4ZM21 9H22V8H21ZM21 9H20V10H21ZM23 9H24V7H23ZM39 9H40V8H39ZM64 9H65V8H64ZM90 9H91V8H90ZM96 9H98V8H96ZM99 9H100V8H99ZM170 9H173V7L170 8V6H169V10H170ZM181 9H182V8H181ZM216 9H220V8L217 7ZM6 10H7V8H6ZM49 10H50V9H49ZM93 10H94V9H93ZM100 10H101V9H100ZM100 10H98V12H99ZM116 10H117V9H115V11H116ZM130 10H131V9H130ZM132 10H133L134 12L136 11V10H134L133 8H132ZM132 10H131V11H132ZM169 10H168V11H169ZM213 10H215V7H214ZM3 11H4V10H3ZM26 11H27V10H26ZM36 11H38V9H37ZM41 11H44V10H43V9H42V10L40 9L39 12H41ZM79 11H80V9H79ZM79 11H78V8H77V11H75V13H78V14H79ZM87 11H88V10H87ZM95 11H96V10H95ZM95 11H94V13H95ZM110 11H113V10H110ZM118 11H119V9H118ZM128 11H129V9H128ZM172 11H173V10H172ZM172 11H171V12H172ZM175 11H176V10H175ZM216 11H217V10H216ZM256 11H257V10H256ZM261 11L263 12V8H262ZM261 11H260V12H261ZM6 12H7V11H6ZM29 12H31V11H29ZM32 12H33V11H32ZM32 12H31V13H32ZM34 12H35V10H34ZM45 12H46V11H45ZM55 12H56V11H55ZM64 12H65V11H64ZM64 12L62 11L63 14H65ZM66 12H67V11H66ZM68 12H69V10H68ZM81 12H82V11H80L81 16H84V15H82ZM83 12H84V11H83ZM88 12H89V14H90V11H88ZM91 12H92V11H91ZM152 12H153V10H152ZM160 12H161V11H160ZM171 12H170V13H171ZM262 12H261V13H262ZM86 13H87V12H86ZM99 13H100V12H99ZM108 13H109V12H108ZM113 13H115V12L113 11ZM120 13H121V12H119V16H120ZM138 13H139V12H138ZM155 13H156V12H155ZM158 13H159V12H157V14H155V16L157 17V18H156V20H157L156 23L159 24L160 22H158V19H159L160 14H158ZM176 13H177V12H176ZM181 13H182V12H181ZM263 13H264V12H263ZM35 14H37V13H35ZM35 14H34V15H35ZM39 14H40V13H39ZM69 14H70V13H69ZM83 14H84V13H83ZM101 14H102V13H101ZM101 14H100V17H101ZM106 14H107V13H106ZM140 14H141V12H140ZM150 14H151V11H150ZM167 14H168V13H166V15H167ZM20 15H21V14H20ZM40 15H41V14H40ZM74 15H76V14H74ZM92 15H93V14H92ZM102 15H103V14H102ZM107 15H108V14H107ZM111 15H112V14H111ZM111 15H110V16H111ZM114 15H115V14H114ZM171 15H172V14H170V18H171ZM178 15H179V14H178ZM219 15H220V14H219ZM219 15H218V16H219ZM245 15H246V14H245ZM263 15H264V14H263ZM263 15H262V16H263ZM28 16H29V15H28ZM31 16H33V15H31ZM60 16H61V15H60ZM77 16H78V15H77ZM87 16H88V14H87ZM121 16H122V15H121ZM134 16H135V18L137 17L136 15H134ZM148 16H149V15H148ZM162 16H163V15H162ZM162 16H161V17H162ZM173 16H174V14H173ZM179 16H180V15H179ZM181 16H182V15H181ZM197 16H198V15L195 14V15H192L190 18H191V19H194V18H196ZM218 16H217V17H218ZM221 16H224V13H222ZM221 16H220V17H221ZM19 17H20V16H19ZM67 17L70 18V16H67ZM85 17H86V16H85ZM88 17H89V16H88ZM88 17H87V18H88ZM96 17H97V16H96ZM124 17H125V16H124ZM127 17H128V16H127ZM166 17H167V16H166ZM175 17L177 18V15H175ZM220 17H219V19H220ZM260 17H261V16H260ZM22 18H23V16H22ZM26 18H27V17H26ZM40 18H41V17H40ZM57 18H60V17H58V14H57ZM62 18H63V16H62ZM73 18H74V17H73ZM89 18H90V17H89ZM102 18H103V17H102ZM114 18H115V17H114ZM132 18H134V17H131L130 19H132ZM135 18H134V19H135ZM138 18H139V16H138ZM162 18H164V17H162ZM167 18H168V17H167ZM178 18H179V17H178ZM206 18H207V17H206ZM28 19H29V18H28ZM28 19H27V20H28ZM34 19H35V18H34ZM34 19H33V20H34ZM41 19H42V18H41ZM41 19H40V20H41ZM63 19H64V18H63ZM77 19H78V17H77ZM77 19H75V20H77ZM83 19H84V17H83ZM94 19H96V18H94ZM106 19H107V18H106ZM128 19H129V18H128ZM130 19H129V20H130ZM168 19H169V18H168ZM211 19H212V18H211ZM211 19H208V20H209L208 23H211ZM259 19H263V18H259ZM21 20H22V19H21ZM27 20H26V21H27ZM30 20H32V18H31ZM38 20H39V19H38ZM40 20H39V21H40ZM43 20H44V19H43ZM57 20H58V19H57ZM57 20H56V21H57ZM59 20H60V19H59ZM72 20H73V19H72ZM132 20H133V19H132ZM136 20H137V19H136ZM139 20H140V18H139ZM162 20H163V19H162ZM170 20H172V19H170ZM232 20H233V21H232V24H233V25H234V24L236 25V22H237V21L234 22V21H235L234 18H233ZM10 21H11V20H10ZM16 21H17V20H16ZM23 21H24V20H23ZM26 21L24 22L25 24H27ZM69 21H70V20H69ZM88 21H89V19H88ZM107 21H108V20H107ZM111 21H112V20H111ZM117 21H119V20H117ZM126 21H127V20H126ZM147 21H149V20H147ZM159 21H160V20H159ZM206 21H207V19H205V20L202 19V22L199 21L198 24H201V23H202V24L206 25V24H208ZM13 22H14V21H13ZM28 22H29V21H28ZM36 22H37V21H35L34 23H36ZM41 22H42V21H41ZM66 22H67V21H66ZM77 22H78V21H77ZM130 22H131V21H130ZM134 22H135V20H134ZM137 22H138V21H137ZM137 22H136V24H137ZM151 22H152V21L148 22V24H149V23L152 24ZM153 22H154V21H153ZM233 22H234V23H233ZM9 23H11V22H9ZM52 23H53V22H52ZM56 23H57V22H56ZM68 23H69V22H68ZM90 23H92V22H90ZM116 23H117V22H116ZM119 23H120V22H119ZM139 23H141V21H139ZM142 23L145 24V22H142ZM154 23H155V22H154ZM154 23H153V25H155ZM161 23H164L165 26L167 25V23H166L165 21H164V22H161ZM2 24L4 25V23H2ZM12 24H13V23H12ZM14 24H15V23H14ZM37 24H39V23H37ZM50 24H51V23H50ZM57 24H58V23H57ZM92 24H93V23H92ZM99 24H100V23H99ZM106 24H107V23H106ZM117 24H118V23H117ZM136 24H135V25L132 24L133 27H134V26L136 27ZM220 24H221V21L219 22L218 25H217V24H216V25L219 26ZM227 24H229V27H231L230 22H227ZM7 25H8V24H7ZM15 25H16V24H15ZM35 25H36V24H34V26H35ZM53 25H54V24H53ZM68 25H69V24H68ZM77 25H78V24H77ZM100 25H101V24H100ZM103 25H105V24H103ZM103 25H102V26H103ZM118 25H119V24H118ZM122 25L124 26L125 24H122ZM137 25H139V24H137ZM141 25H142V24H141ZM180 25H181V24H180ZM208 25H209V24H208ZM216 25L214 24V26H216ZM237 25H238V24H237ZM237 25H236V26H237ZM0 26H1V24H0ZM5 26H6V24H5ZM19 26H20V25H19ZM27 26H28V25H27ZM34 26H33V27H34ZM40 26H41V25H40ZM49 26H50V25H49ZM65 26H66V25H65ZM144 26H145V25H144ZM156 26H158V25H156ZM160 26H161V25H160ZM178 26H179V25H178ZM181 26H182V25H181ZM197 26H198V25H197ZM214 26H213V27H214ZM236 26H234V29H235ZM2 27H3V26H2ZM10 27H11V26H10ZM45 27H46V26H45ZM54 27H55V26H54ZM54 27H51V29L54 28ZM59 27H60V26H59ZM72 27H73V26H72ZM78 27H79V26H78ZM117 27H120V26H117ZM124 27H125V26H124ZM137 27H138V26H137ZM151 27H152V26H151ZM169 27H170V26H169ZM175 27H177V26H173V27H171V30L174 29ZM184 27H187V26L185 25ZM224 27H225V26H224ZM229 27H228V29H229ZM237 27H238V26H237ZM21 28H22V27H21ZM66 28H67V27H66ZM121 28H122V27H121ZM126 28H127V27H126ZM126 28H125V29H126ZM153 28H155V27H153ZM159 28H160V27L158 26V29H159ZM190 28H191V27H190ZM190 28H188V31H189ZM210 28H211V27H210ZM215 28H216V27H215ZM218 28H219V27H217L216 29L220 31V28H221V27H220L219 29H218ZM225 28H227V27H225ZM225 28H224V29H225ZM240 28H241V27H239V31H238V28L236 29V31L233 30L234 32L232 31V28H231L232 34H231V33H228V34H227V32H228L230 29H229L228 31H227V29H225L227 32L223 29V32L225 31V34H224V35H225V36L227 35L226 37H225V36H224V37L227 38V39L229 38V39L231 40L232 38L230 37V34H231V36H235V35H237L238 32H241V31H242V32H241V34H242V33H243V29L241 30ZM2 29H3V28H2ZM11 29H12V27H11ZM13 29H14V28H13ZM19 29H20V28H19ZM29 29H30V28H29ZM32 29H33V28H32ZM47 29H48V28H47ZM125 29H124V30H125ZM127 29H128V28H127ZM145 29H146V28H144V31H149V30H147V29L145 30ZM175 29H176V28H175ZM178 29H179V28H178ZM184 29H185V30H184ZM201 29H203V28H201ZM207 29H208V28H207ZM207 29H206V27H205L204 30H203L202 32H204V31L206 30V32L208 33ZM216 29L212 28L213 31H215ZM17 30H18V29H17ZM48 30H50V29H48ZM55 30H57V29L55 28ZM55 30H54V31H55ZM138 30H139V31H142L143 29H142V30H141V29H138ZM154 30H155V29H154ZM156 30H157V29H156ZM159 30L162 31V30H165V29H161V28H160ZM183 30H184L183 33L186 32V28H183ZM190 30H191V29H190ZM192 30H193V29H192ZM197 30H199V29L197 28ZM10 31H11V30H10ZM37 31H38V30H37ZM128 31H129V30H128ZM161 31H160V32H161ZM165 31H166V30H165ZM168 31H169V29H168ZM188 31L186 32L185 37H187L186 35H188V33H189ZM199 31H200V30H199ZM199 31H198V33H199ZM221 31H222V28H221ZM244 31L247 32V30H244ZM259 31H261V29H260ZM259 31H258V34L260 35ZM263 31H264V30H263ZM263 31H262V32H263ZM40 32H41V31H40ZM40 32H39V33H40ZM44 32H45V31H44ZM51 32H52V31H51ZM56 32H57V31H56ZM108 32H109V31H108ZM134 32H137V31L135 30ZM160 32L157 33L158 36H161L162 33H160ZM190 32H191V31H190ZM192 32H193V31H192ZM192 32H191V33H192ZM206 32H204L205 35H206ZM236 32H237V33H236ZM262 32H261V34H262ZM0 33H1V32H0ZM2 33H3V32H2ZM53 33H54V32H53ZM66 33H67V32H66ZM149 33L152 34L153 32L150 31ZM191 33H189V35H190ZM211 33H212V32H210V29H209V33L207 34V35H208V38H209L208 41L211 39L209 36H211V37L213 36V35H211ZM217 33H218V31H216V32L214 33V35L217 34ZM219 33H220V32H219ZM263 33H264V32H263ZM10 34H11V33H10ZM17 34H18V33H17ZM20 34H21V32H20ZM42 34H43V32H42ZM42 34H41V35H42ZM58 34H60V33L57 32V35H58ZM64 34H65V32H64ZM68 34H69V33H68ZM70 34H71V33H70ZM72 34H73V33H72ZM105 34H106V33H104V35H105ZM173 34H174V33H173ZM204 34H203V35H204ZM212 34H213V33H212ZM220 34H221V33H220ZM233 34H235V35H233ZM239 34H240V33H239ZM241 34H240V35H241ZM243 34H244V33H243ZM246 34H248V33H245L244 36H245ZM256 34H257V33H256ZM13 35H14V34H13ZM18 35H19V34H18ZM30 35H31V34H30ZM61 35H62V34H61ZM75 35H76V34H75ZM95 35H97V34H95ZM99 35H101V33H100ZM104 35H103V36H104ZM109 35H110V34H109ZM192 35H193V33H192ZM207 35H206V36H207ZM228 35H229V37H228ZM240 35H237V36L239 37ZM250 35H251V34H250ZM36 36H37V35H36ZM36 36H35V37H36ZM53 36H54V34H53ZM58 36H59V35H58ZM71 36H72V35H71ZM77 36H78V35H77ZM91 36H94V35L91 34ZM134 36H135V35L132 34V33H131V34H127V36H124V37H125V38H124V44L127 45L131 38L134 39ZM195 36H197V38H198V40H196V41L199 42V43H202V40H201L202 38H201V39L199 38L200 35H199V34H197V35L195 34ZM237 36H235L236 38L233 37L234 39H236V41H237ZM242 36H243V35H242ZM247 36H248V35H247ZM3 37H4V36H3ZM3 37H2V38H3ZM15 37H17V35H16ZM19 37H20V36H19ZM38 37H39V36H38ZM55 37H56V36H55ZM65 37H66V36H65ZM68 37H69V36H68ZM68 37H67V38H68ZM83 37H84V36H83ZM85 37H86V36H85ZM87 37H88V36H87ZM182 37H183V36H182ZM185 37H183V38H185ZM214 37L216 38V39L213 38V39H214V42H215L216 40L218 41L219 38L221 39V37H223V34H221L220 36H216V35H215ZM217 37H218V38H217ZM251 37H253V36H250V38H251ZM257 37H258V36H257ZM28 38H29V37H28ZM40 38H41V37H40ZM57 38H58V37H56V39H57ZM70 38H71V37H70ZM91 38H92V37H91ZM150 38H151V37H149V40H150ZM177 38H178V37H177ZM183 38H182V39H181V38L177 39V45H179L178 42H180L181 40H182V41L184 40V42L187 43V44H189L190 46H192V44H194V42H193V43H192V42L190 43V41H189L190 37H188L187 40H186V39H183ZM193 38H194V37H193ZM193 38H191V39H193ZM195 38H196V37H195ZM197 38H196V39H197ZM203 38H204V36H203ZM240 38H241V40H243L244 38L246 39V37H241V36H240ZM240 38H238V42H237V43H240V42H241V41L239 42ZM250 38H249V36H248V39H249V40L247 39L248 42H246L247 40L244 39L245 42H246V44L249 43ZM259 38H260V36H259ZM15 39H16V38H15ZM36 39H38V38L36 37ZM63 39H64V38H63ZM72 39H73V38H72ZM111 39H112V38H111ZM152 39H153V38H152ZM152 39H151V40H152ZM158 39H159V38H158ZM165 39H166V38H165ZM169 39H170V38H169ZM172 39H173V37H172ZM172 39H170V41H172V42H171V43H172V46H171V44L168 43V39H167L166 41H167V43L169 44V46H170V48H171V51L173 52L172 49L175 50V48H174V47H175V45H174L175 42H174ZM174 39H175V38H174ZM199 39H200L201 42L199 41ZM204 39H206V38H204ZM227 39H224V40H226V41L219 40V41H222V42H219V41H218V42L220 43V45H217L218 42H216L217 44L215 43L216 45L212 42L211 44H213L214 46H216V49H215L214 46H212V47L214 48V49L212 48L213 51H214V50H217L216 52H215V51H214V52L217 53V55H219V57H220L222 54H223L222 56L225 55V53H222V52H228V51L230 50L229 54L232 52L231 54H232V57H233V58H235V57H241V55L239 56V55L237 54V52L240 53V54H241V53H242V54L244 53V54L242 55V57H241V58H242V61L240 60L241 63H240V64H237V63H236V64L239 65V66L242 65V63H245V62H243V59H245V58H246L245 60L248 61V62H247V61H246V62H247V63H250V62H249V59H248L247 57L251 54L250 51H252V50H251L252 47L250 46L251 48H249V46H248L249 44H248L247 47H248V49L250 50V51H248L247 47L245 46L246 44H245L244 46H243V43H242V45L240 44V45L242 46L241 48H240V47L238 48L237 46H239V44H236L237 50H236V53H235L234 50L236 49V47H235V49H232V48L235 46V42H236V41L232 39V40H231L232 42L235 41V42H233L234 45H232V42L229 40V42H230V43H229V42L227 41ZM256 39H258V38H256ZM1 40H2V39H1ZM16 40H17V39H16ZM29 40H30V39H29ZM38 40H39V39H38ZM69 40H70V39H69ZM101 40H102V39H101ZM112 40H113V39H112ZM112 40H111V41H112ZM136 40H137V39H136ZM144 40H145V39H144ZM178 40H180V41H178ZM211 40H212V39H211ZM211 40H210V41H211ZM254 40H255V39H254ZM259 40H260V41H259ZM259 40H257V42H259V43H260L262 40H264V39H263V36H262V40H261V39H259ZM39 41H40V40H39ZM56 41H57V40H56ZM84 41H85V39H84ZM111 41H110V42H111ZM138 41H139V40H138ZM157 41H158V40H157ZM182 41H181V42H182ZM188 41H189V42H188ZM191 41H195V39H193V40H191ZM196 41H195V43H196ZM204 41H207V40H204ZM208 41H207V42H208ZM252 41H253V40H252ZM252 41H251V42H252ZM2 42L4 43V41H2ZM12 42H13V41H12ZM131 42H132V41H131ZM140 42H141V41H140ZM147 42H148V41H147ZM160 42H161V40H160ZM162 42H163V39H162ZM162 42H161V43H162ZM227 42L229 43V45H227V44H228ZM243 42H244V41H243ZM255 42H256V41H255ZM255 42H254V44H256ZM36 43H38V42L36 41ZM74 43H75V42H74ZM74 43H73V44H74ZM82 43H83V42H82ZM99 43H100V42H99ZM112 43H113V42H112ZM133 43H134V42H133ZM141 43H144V41L141 42ZM145 43H146V42H145ZM145 43H144L143 45H145ZM150 43H151V42H150ZM161 43H159V45H160ZM185 43H184V44H185ZM223 43H224V44L226 43L225 45H227V50H228V51H226V50L224 51V49H226V47H225V45H223ZM1 44H2V43H1ZM68 44H69V43H68ZM80 44H81V43H80ZM109 44H110V43H109ZM109 44H108V46H109ZM124 44H122V45H124ZM148 44H149V43H147L146 46H147ZM155 44L157 45L158 43L156 42ZM163 44H164L165 46L167 45V44H165V41H164ZM163 44H161V45H163ZM181 44L183 45V42H182ZM206 44H207V43H206ZM211 44H210V45H211ZM252 44H253V42H252ZM254 44H253L252 46H255ZM11 45H12V44H11ZM22 45H23V44H22ZM22 45H21V47H22ZM64 45H65V44H64ZM77 45H79V44H77ZM89 45H90V44H89ZM97 45H98V44H97ZM129 45H130V44H129ZM129 45H128V46H129ZM138 45H139V43H138ZM156 45H153V46L157 47ZM173 45H174V46H173ZM182 45L180 46V50H179V48L176 46V48L178 49V52L176 51V55H177V54L179 53V51H180V53H179L178 56H177L178 59L176 58L179 62L181 61L182 58H186V57H187V58L190 57V58H188V59L186 58L187 60H190V59H191V55L194 56V54H196L195 51H194L195 53L193 52V50H192V51H191V50L188 51L187 48H185V46H184V45L182 46ZM194 45H195V44H194ZM198 45H199V47H200V44H198ZM256 45H257V44H256ZM3 46H5V44H4ZM19 46H20V45H19ZM66 46H67V45H66ZM70 46H71V45H70ZM73 46H74V45H72V47H73ZM79 46H80V45H79ZM84 46H85V45H84ZM146 46H145V47H146ZM169 46H167V48H166L167 50H166V51L170 53V52H171L170 49H169V51H168V47H169ZM190 46H189V47H190ZM196 46H197V45H196ZM228 46H229V47L233 46V47H231L230 49H228ZM262 46H263V45H262ZM5 47H6V46H5ZM5 47H3V48H5ZM21 47H19V48H21ZM23 47H24V46H23ZM63 47H64V46H63ZM76 47H77V46H76ZM102 47H103V45H102ZM109 47H110V46H109ZM111 47H112V46H111ZM111 47H110V48H111ZM133 47L135 48V46H133V44H132V48H130V49H134ZM138 47H139V46H138ZM145 47H143V48H145ZM147 47H148V46H147ZM147 47H146V49H147ZM155 47H154V49H156ZM183 47H184L185 50L187 51V54H188L189 52H193V54H190V53H189L190 55H187V56H186V54H185L186 52L184 53L185 50H184ZM192 47H193V46H192ZM199 47H197L198 49H196L198 55H200V53H198V50H199V51L201 50ZM208 47H209V46H208ZM221 47H225V48H222L223 51L220 52ZM245 47H246L247 50H245ZM258 47H259V46H258ZM263 47H264V46H263ZM13 48H15V47H13ZM92 48H93V47H92ZM104 48H105V47H103L102 49H104ZM110 48L108 49L109 51H111ZM122 48H123V47H122ZM127 48H128V47H127ZM139 48H141V47H139ZM143 48H142V50H143ZM152 48H153V47H152ZM159 48H160V47H159ZM206 48H207V47H206ZM218 48H220L219 51H218ZM255 48H256V47H255ZM260 48H261V46H260ZM260 48H257V50L260 49ZM23 49H24V48H23ZM45 49H46V48H45ZM77 49H78V48H77ZM79 49H80V48H79ZM93 49H94V48H93ZM93 49H92V50H93ZM118 49H120V48H118ZM160 49H161V48H160ZM177 49H176V50H177ZM207 49H208V48H207ZM207 49H206V51H207ZM212 49H211V50H212ZM238 49H239V50H238ZM243 49H244V50H243ZM262 49H263V48H262ZM7 50H8V49H7ZM17 50H18V48H17ZM40 50H41V49H40ZM61 50H62V49H61ZM96 50H97V49H96ZM116 50H117V47H116ZM125 50H126V49H125ZM138 50H139V49H138ZM144 50H145V49H144ZM144 50H143L142 52H145ZM161 50H162V49H161ZM161 50H160V51H161ZM182 50H183V51H182ZM231 50H232V51H231ZM257 50H256V51H257ZM65 51H66V50H65ZM76 51H77V50H76ZM101 51H102V50H101ZM109 51H108V52H109ZM114 51H115V50H114ZM133 51H136V49L133 50ZM154 51H155V50H154ZM160 51H159V52H160ZM181 51H182V52H181ZM206 51H205V49H204V52L201 51L203 56H204L203 53H205ZM213 51H212V52H213ZM233 51H234V52H233ZM239 51H240V52H239ZM242 51H243V52H242ZM245 51H246V53H245ZM259 51H261V50H258V53H259ZM55 52H56V51H55ZM62 52H63V51H62ZM74 52H75V50H74ZM94 52H95V50H94ZM97 52H98V51H97ZM99 52H100V51H99ZM118 52H119V51H118ZM137 52H138V51H137ZM140 52H141V50H140ZM159 52H158V53H159ZM172 52H171V53H172ZM208 52L212 53L210 50H208ZM219 52L221 53V55L218 54ZM247 52H249V54H248ZM252 52H253V54H252V55H253L252 58H253L254 55H256V53L254 54L255 49H253ZM262 52L264 53V50H262ZM20 53H21V52H20ZM23 53H24V52H23ZM60 53H61V51H60ZM114 53H115V55H116L117 52L115 51ZM151 53H153V52H151ZM151 53H149V54H151ZM154 53H156V51H155ZM161 53H162V52H161ZM161 53H160V54H161ZM164 53H165V51H164ZM164 53H163V54H164ZM206 53H207V52H206ZM206 53H205V54H206ZM215 53H214V54H215ZM233 53H234V55H233ZM263 53L261 54V52H260L259 55L262 56V57H260V58H263V57H264V56H263V55H264ZM37 54H38V53H37ZM61 54H62V53H61ZM68 54H69V53H68ZM72 54H73V52H72ZM77 54H78V53H77ZM86 54H87V52H86ZM86 54H84V55H86ZM106 54H107V53H106ZM109 54H110V53H109ZM120 54H121V53H120ZM136 54H137V53H136ZM136 54H134V55H136ZM147 54H148V53H147ZM226 54H227V53H226ZM245 54H247L248 56L245 55ZM42 55H43V54H42ZM46 55H47V54H46ZM66 55H67V53H66ZM74 55H75V54H74ZM93 55H94V54H93ZM111 55H114V54L111 53ZM115 55H114V56H115ZM123 55H124V54H123ZM161 55H162V54H161ZM165 55H166V54H165ZM171 55L173 56V55H175V53H174V54H171ZM176 55H175V57H176ZM181 55H183V56H185V57H181ZM210 55H213V53L210 54ZM237 55H238V56H237ZM62 56H63V55H62ZM62 56H61V57H62ZM96 56H97V55H96ZM117 56H118V55H117ZM124 56H126V55H124ZM129 56H130V55H129ZM131 56H132V55H131ZM144 56H145V55H144ZM146 56H147V55H146ZM150 56H151V55H149V58H150ZM152 56H153V57H157V56L154 55V54H152ZM179 56L181 57V59H179V58H180ZM207 56H209V54H208ZM229 56H230V55H229ZM244 56H245V58H244ZM250 56H251V55H250ZM250 56H249V58H250ZM256 56L258 57V55H256ZM256 56H255L253 59H255V58H256V60L260 59V58L257 59ZM24 57H25V56H24ZM40 57H41V56H40ZM71 57H72V56H71ZM73 57H74V56H73ZM80 57H81V56H80ZM136 57H139V56L137 55ZM140 57H141V55H140ZM153 57H151V58H152V59H151L152 63H153V59H154ZM163 57H164V56H162V59L165 58V60H167L169 56L167 57V59H166V57H164V58H163ZM195 57H196V55H195ZM195 57H192V59L194 58V63H196V61H197V59H198V57H197L196 60H195ZM205 57H206V55H205L203 58H202V56H201V58L204 59V60H205ZM215 57H217V56H215ZM219 57H218V58H219ZM225 57H227V56L225 55L224 57H222V59H225V61L222 60V59H221V60H222L224 63L226 62V63H225V66H226V65H229L230 67H233V70H232L230 67H229V69H231L232 72L235 73V72L237 71V67H238V66H237L234 62H230V61H233L231 56H230V57H231V60H228V62L226 61L227 58H225ZM37 58H38V57H37ZM47 58H48V57H47ZM49 58H50V56H49ZM75 58H76V57H75ZM75 58H74V59H75ZM77 58H78V57H77ZM87 58H88V57H87ZM99 58H100V55H99ZM114 58H116V56H115ZM118 58H119V56L116 58L117 61H118ZM201 58H200V59H201ZM208 58H209V57H207L206 62H205L204 60H203V62H205V65H206V64H207V65L209 64V66H212V65H210V62L207 63V62H208ZM218 58H217V59H218ZM220 58H221V57H220ZM220 58H219L218 60H220ZM228 58H229V57H228ZM252 58H250V59L253 60ZM38 59H39V58H38ZM42 59H43V58H42ZM54 59H55V58H54ZM62 59H63V58H62ZM62 59H61V60H62ZM74 59H73V60H74ZM92 59H93V58H92ZM95 59H96V58H94V60H95ZM110 59H111V58H110ZM116 59H115V60H116ZM125 59H128V57L126 56ZM140 59H143V58H140ZM144 59H145V58H144ZM144 59H143V60H144ZM146 59H147V58H146ZM146 59H145V60H146ZM157 59H158V58H157ZM159 59H160V58H159ZM162 59H161V62H162ZM169 59H170V58H169ZM186 59H185V61H186ZM200 59H198V60H200ZM217 59H216V60H217ZM36 60H37V59H36ZM39 60H40V59H39ZM45 60H46V59H45ZM48 60H49V59H48ZM58 60H60V59H58ZM71 60H72V59H71ZM71 60H70V61H71ZM80 60H81V59H80ZM120 60H121V59H119L118 65H119L120 63H122V62H120ZM147 60L149 61V59H147ZM182 60H183L182 62H184V63H182V62L179 63V64L182 63V65L185 64L184 66L180 65V66H182V68H183V67L185 68L186 65L188 66V65H190L191 63H193L192 60H191L190 64L188 63V61H186V62H187V64H186V62L184 61V59H182ZM210 60H211V59H210ZM212 60H213V59H212ZM218 60H217V61H218ZM235 60H236V61H237V60L239 61V58H236ZM245 60H244V61H245ZM263 60H264V58H263ZM64 61H65V60H64ZM77 61H78V60H77ZM151 61H150V62H151ZM159 61H160V60H159ZM163 61H164V60H163ZM169 61H170V60H169ZM169 61H167V62H169ZM174 61H175V59H173V62H174ZM222 61H221V63H222ZM260 61H261V60H260ZM40 62H41V60H40ZM49 62H50V61H49ZM54 62H55V61H54ZM62 62H63V60H62ZM73 62H74V61H73ZM75 62H76V60H75ZM75 62H74V63H75ZM78 62H79V61H78ZM78 62H77V63H78ZM80 62H81V61H80ZM96 62H98V61H96ZM128 62H129V61H128ZM142 62H143V61H142ZM142 62H141V63H142ZM150 62H148V64H149ZM155 62L158 64V62H157L156 60H155ZM164 62H165V61H164ZM252 62H253V61H252ZM252 62L250 63L251 67H252V66H253V67L256 66V65L252 64ZM58 63H59V62H58ZM58 63H57V64H58ZM60 63H61V62H60ZM64 63H66V62H64ZM68 63H69V62H68ZM109 63H110V62H109ZM112 63H113V62H112ZM114 63H115V62H114ZM123 63H125L124 60H123ZM123 63H122L121 65H123ZM126 63H127V61H126ZM174 63L176 64V63H178V62L175 61ZM197 63H200V61H199V62L197 61ZM216 63H217V62H216ZM229 63H231L232 65L235 64V66H237V67H235L234 65L231 66ZM257 63H259V61H258ZM263 63H264V62H263ZM8 64H9V63H8ZM66 64H67V63H66ZM66 64H65V65H66ZM97 64H99V63H97ZM157 64H156V65H157ZM162 64H163V63H162ZM168 64H170V62H169ZM168 64H166V62H165V65H168ZM171 64H172V63H171ZM171 64H170V65H171ZM175 64H174V66L172 67L171 71H174V69H176V68H174V67H175V66H178L177 64H176V65H175ZM202 64H203V63H202ZM202 64H199V65H202ZM212 64L214 65L213 61H212ZM217 64H218V65H217V66H218L217 68H220V65H221V67H222V64H220V63H217ZM261 64H262V63H261ZM60 65H61V64H60ZM85 65H86V63H85ZM85 65H84V66H85ZM90 65H92V64H90ZM99 65H100V64H99ZM101 65H102V64H101ZM126 65H127V64H126ZM129 65H130V64H129ZM150 65L152 66V64H150ZM156 65H155V67L157 68L158 65H160V64H158L157 66H156ZM165 65H164V66H165ZM170 65L166 66L167 70H166L165 67H162L163 69L165 68V69H164V70L166 71V74L164 73L165 75H167V74L169 75V73L171 72V71H168V70H169L168 68H171ZM199 65H197L196 68H198ZM246 65H249V64H246V63H245V66H244V64H243L242 67L244 66V69L247 70V68H245V67H248V66H246ZM250 65H249V68L251 69ZM262 65H263V64H262ZM41 66H43V65H41ZM58 66H59V64H58ZM58 66H57V67H58ZM68 66H69V64H68ZM70 66H71V65H70ZM70 66H69V67H70ZM76 66H77V65H76ZM76 66H75V67H76ZM86 66H87V65H86ZM92 66H93V65H92ZM92 66H91V67H92ZM102 66H103V65H102ZM111 66H112V65H111ZM133 66H135V65L133 64ZM139 66H140V65H139ZM151 66H149V67H150V69L152 68V69H151V71H152V70H154L153 68H155V67H151ZM153 66H154V65H153ZM171 66H172V65H171ZM192 66H194V65H192ZM192 66H191V67L188 66L187 68L191 70V71H189L190 73H193V74L195 73V75H196V74H197V73H196L197 71L195 72V68H193L194 70L191 69ZM209 66H208V68H209ZM215 66H216V65H215ZM223 66H224V65H223ZM225 66H224L223 68H220V70L222 71V70L225 68ZM57 67H56V68H57ZM60 67H62V66H60ZM60 67H59V68H60ZM65 67H66V66H65ZM65 67H62V68H65ZM77 67H78V66H77ZM112 67H114V64H113ZM130 67H131V66H130ZM145 67H146V66H145ZM189 67H190V68H189ZM199 67H200V66H199ZM234 67H235L236 69H235ZM1 68H2V67H1ZM56 68H55V69H56ZM59 68H58V69H59ZM79 68H80V67H79ZM81 68H83V67H81ZM158 68H159V67H158ZM173 68H174V69H173ZM178 68L180 69L181 67H178ZM182 68H181V70H182ZM184 68H183V70H184ZM205 68H207V67H205ZM217 68L215 67V69H217ZM249 68H248V70H249ZM259 68H261V67H259ZM263 68H264V66H263ZM10 69H11V68H10ZM74 69H77V68H74ZM101 69H102V72H103V68H101ZM109 69H113V68H109ZM121 69H122V68H121ZM150 69H149V70H150ZM159 69H161V67H160ZM159 69H158V70L155 69V70H157L158 72H159V71L161 72V70H163V69H161V70H159ZM215 69H214V71H215ZM226 69H227V68H226ZM244 69H243V70H244ZM254 69L256 70L257 68H254ZM261 69H262V68H261ZM261 69H259V71H264V69H262V70H261ZM3 70H4V69H3ZM67 70H68V68H67ZM69 70H70V69H69ZM123 70H124V69H123ZM123 70H122V71H123ZM164 70H163V71H164ZM198 70H199V73H198V74H200V71L203 70L204 75H203V73L201 72L202 75L205 77V78L203 77V79H205V81H203V82H204V83H208V85L210 84L209 86L212 88V86H213V82H214V78L211 77V76H209V75H211V74H209V73L213 72V71H210V70H213V69H210V70H209L210 72H209L208 69H207V71L209 72V73H208L209 75H206V76L208 77V78H207L208 82H206V76H205V72H204V71H206V70H205L203 67H201V68L198 69ZM238 70H240V67L238 68ZM246 70H245L244 72H246ZM248 70H247V72H246V73H248V74H247V75H248V76H247V79H251L250 76H252V75L249 74V71H248ZM257 70H258V69H257ZM17 71H18V70H17ZM48 71H49V70H48ZM98 71H99V70H98ZM110 71H111V70H110ZM147 71H148V70H147ZM151 71H149V72H151ZM163 71H162V74H163ZM167 71H168L169 73H167ZM193 71H194V72H193ZM250 71H251V70H250ZM259 71H257V72H259ZM4 72L7 73L8 71H5V70H4ZM23 72H24V71H23ZM50 72H51V71H50ZM52 72H53V71H52ZM66 72H68V71H66ZM70 72H71V71H70ZM120 72H121V71H120ZM158 72H157V73H158ZM174 72H177V70H175ZM189 72H188V74H190ZM216 72L220 73V71H218V69H217ZM216 72H215V73H216ZM222 72H224V71H222ZM222 72H221L219 75H221ZM225 72H226V70H225ZM237 72H238V71H237ZM237 72H236L235 74H237ZM253 72H255V71L252 69V73H251V72H250V73L253 74V76H254V73H253ZM257 72H255V75H257V74H256ZM1 73H2V72H1ZM9 73H10V70H9ZM11 73H12V72H11ZM48 73H49V72H48ZM60 73H61V71H60ZM64 73H65V72H64ZM79 73H80V72H79ZM85 73H86V71H85ZM85 73H84V74H85ZM89 73H90V72H89ZM91 73H94V72H91ZM117 73H119V72H117ZM121 73H122V72H121ZM132 73H133V72H132ZM152 73H155V72L152 71ZM179 73H180V71H178V72L176 73L177 76H179ZM185 73H186V72H185ZM206 73H207V72H206ZM215 73L213 72V76H214ZM226 73H229V72L227 71ZM240 73H241V71H240ZM12 74H15V73H12ZM19 74H20V73H19ZM62 74H63V72H62ZM80 74H82V73H80ZM123 74H124V73H123ZM150 74H151V73H150ZM182 74H183V75H182ZM186 74H187V73H186ZM223 74H224V73H223ZM231 74H232V73H231ZM244 74H245V73H244ZM10 75H11V74H8V73L6 74L7 77L10 76ZM46 75H47V74H46ZM50 75H51V74H50ZM108 75H109V74H108ZM120 75H121V74H119V76H120ZM152 75H155V74H152ZM156 75H157V74H156ZM165 75H164V76H165ZM184 75H185L184 72H181V76H184ZM224 75H225V76L222 75V76L220 77V76H218V74H217V77H218V78L215 77L216 75L214 76V77L216 78V79H215V82H217V80H218L217 83H214V84H217V85H214L215 87H216V86H219V84H221V83L223 82L224 79H222V78L225 77V79H226L225 82L229 79V77L226 78V77H227L226 74H224ZM249 75H250V76H249ZM262 75H263V73H262ZM58 76H59V75H58ZM80 76H81V75H80ZM82 76H83V74H82ZM85 76H86V74H85ZM169 76H170V75H169ZM173 76H174V75H173ZM175 76H176V75H175ZM190 76H192V74H190ZM235 76H236V75H235ZM240 76H243L242 73H241V75H239V77H240ZM257 76H260V75H257ZM257 76H256V77H257ZM263 76H264V75H263ZM1 77H2V75H1ZM12 77H13V76H12ZM12 77H9V78H12ZM59 77H60V76H59ZM64 77H65V75H64ZM68 77H69V76H68ZM83 77H84V76H83ZM120 77H121V76H120ZM165 77H166V76H165ZM179 77H180V76H179ZM179 77H178V78H179ZM197 77H198V76H197ZM199 77H200V76H199ZM209 77L212 78V80H213L212 82H210V81H211V80H210L211 78L209 79ZM256 77H255V78H256ZM14 78H15V77H14ZM14 78H13V79H14ZM18 78H19V77H18ZM24 78H25V77H24ZM49 78H50V77H49ZM161 78H162V77H161ZM169 78H170V77H169ZM169 78H168V79H169ZM183 78H184V79L186 78L185 81H184ZM183 78L180 79L181 82H182V80H183V82L186 83V82L188 81V78H187V77H183ZM190 78H192V77H190ZM190 78H189V80H190ZM200 78H201V77H200ZM219 78L222 79V82H221V83H219V82H220V79H219ZM240 78H242V77H240ZM240 78H239V79H240ZM22 79H23V78H22ZM52 79H53V78H52ZM75 79H76V78H75ZM84 79H85V77H84ZM110 79H111V78H110ZM117 79H118V78H117ZM127 79L129 80V78H127ZM165 79H166V78H165ZM176 79H177V78H176ZM195 79L197 80V78H195ZM195 79H194V80H195ZM198 79H199V78H198ZM203 79H202V80H203ZM234 79H235V78H233L232 80H234ZM8 80H9V79H8ZM20 80H21V79H20ZM24 80H25V79H24ZM131 80H132V79H131ZM166 80H167V79H166ZM173 80H174V79H173ZM191 80H192V79H191ZM229 80H231V78H230ZM257 80H258V79H257ZM257 80H256V81H257ZM261 80H262L261 84H263V81H264V80H263V79H261ZM57 81L60 82V80H58V78H57ZM68 81H69V80H68ZM78 81H79V80H78ZM149 81H150V79H149ZM149 81H148V82H149ZM170 81H171V79H170ZM176 81H177V80H176ZM198 81H199V80H198ZM9 82H10V80H9ZM66 82H67V81H66ZM105 82H106V80H105ZM156 82H157V81H156ZM156 82H155V83H156ZM161 82H162V81H161ZM174 82H175V81H174ZM183 82H182V83H183ZM188 82H189V81H188ZM209 82H210V83H209ZM225 82H224L225 85H223V86H225L224 89L226 88V85H227ZM228 82H229V81H228ZM258 82H260V80H259ZM42 83H43V82H42ZM131 83H132V82H131ZM152 83H153V82H152ZM171 83H172V82H171ZM182 83H181V84H182ZM190 83H191V82H190ZM8 84H9V83H8ZM19 84H20V83H19ZM46 84H47V87H48V86H49L48 83H46ZM76 84H77V82H76ZM164 84H165V83H164ZM177 84H178V83H177ZM261 84L259 83L258 87H260ZM51 85H52V84H51ZM72 85H73V84H72ZM112 85H113V84H112ZM131 85H133V83H132ZM151 85H152V84H151ZM155 85H156V84H155ZM155 85H154V86H155ZM171 85H172V84H171ZM232 85H233V84H232ZM263 85H264V84H263ZM263 85H262V86H263ZM45 86H46V85H45ZM133 86H134V85H133ZM161 86H162V85H161ZM172 86H173V85H172ZM175 86H176V85H175ZM179 86H180V85H179ZM191 86H192V85H191ZM214 86H213V87H214ZM229 86H230V85H227V87H229ZM6 87H7V86H6ZM6 87H5V88H6ZM77 87H78V86H77ZM146 87H148V86H147V83H146ZM152 87H153V86H152ZM155 87H156V86H155ZM166 87H168V86H166ZM166 87H165V88H166ZM189 87H190V86H189ZM189 87H188V89H190ZM193 87H194V85H193ZM193 87H192V89H193L194 91H193L192 89H190L189 91L192 90L191 92H194V93H195V90L199 89V88H196V89H195V87H200V86L195 85V87H194V88H193ZM219 87H220V86H219ZM219 87H217V88H219ZM232 87H233V86H232ZM236 87H237V86H235V88H236ZM256 87H257V86H255V88H256ZM8 88H9V87H8ZM28 88H29V87H28ZM70 88H71V87H70ZM75 88H76V87H75ZM153 88H154V87H153ZM156 88H157V87H156ZM180 88H181V87H180ZM222 88H223V87H222ZM222 88H221V90H222ZM253 88H254V86H253ZM260 88H261V87H260ZM6 89H7V88H6ZM44 89H45V88H44ZM71 89H72V88H71ZM76 89H77V88H76ZM158 89H159V88H158ZM158 89H157V90H158ZM167 89H170V87L167 88ZM167 89H166V90H167ZM214 89H215V88H214ZM228 89H229V88H227L226 90H223V91H226V92H227ZM238 89H239V87H238ZM14 90H15V88H14ZM46 90H47V89H46ZM73 90H74V89H73ZM90 90H91V88H90ZM129 90H130V89H129ZM153 90L156 91L155 89H153ZM163 90H164V87H163V89L160 90V91L163 92ZM183 90H184V88H182V91H183ZM185 90H186V89H185ZM201 90H202V89H200V90H198V91H200V92L202 93V92L204 91V89H203L202 91H201ZM233 90L235 91V89H233ZM259 90H260V89H259ZM9 91H10V90H9ZM27 91H28V89H27ZM55 91H56V90H55ZM92 91H94V89H93ZM126 91H127V90H126ZM149 91H150V90H149ZM154 91H153V92H154ZM198 91H196V93H197ZM223 91H221V92H223ZM228 91H229V90H228ZM238 91H239V90H238ZM5 92H6V91H5ZM31 92H32V91H31ZM34 92H35V91H34ZM66 92H67V91H66ZM158 92H159V91H158ZM158 92H157V93H158ZM162 92H160V93L163 94ZM165 92H166V91H165ZM168 92H169V91H168ZM180 92H181V91H180ZM186 92H187V91H186ZM186 92L184 91V93H186ZM22 93H23V92H22ZM43 93H44V91H43ZM74 93H76V92H74ZM90 93H91V92H90ZM90 93H89V94H90ZM93 93H96V92H93ZM148 93H149V92H148ZM150 93H151V92H150ZM150 93H149V94H150ZM154 93H155V92H154ZM160 93H159V94H160ZM194 93H192L191 95H192V96H193V95L195 96L196 93H195V94H194ZM201 93H200V95H202ZM207 93H208V92H207ZM6 94H7V93H6ZM12 94H13V93H12ZM30 94H31V93H30ZM45 94H46V93H45ZM51 94H52V93H51ZM53 94H54V93H53ZM67 94H68V93H67ZM76 94H77V93H76ZM82 94H83V93H82ZM82 94H81V96H82ZM100 94H101V93H100ZM165 94H166V93H165ZM165 94H163V95H165ZM189 94H190V93H189ZM189 94L186 93L185 95H189ZM203 94H205V93H203ZM208 94H209V93H208ZM208 94H207V96H208ZM228 94H229V93H228ZM228 94H227V95H228ZM231 94H232V93H231ZM74 95H75V94H74ZM95 95L97 96V94H95ZM141 95H142V94H141ZM150 95H151V94H150ZM200 95L198 96V94H197V97H196L197 101H201V99H202V100H203L202 103H204V102L207 103L208 101H206V97H204L205 95H202V97H201ZM223 95H224V94H223ZM229 95H230V94H229ZM29 96H30V95H29ZM32 96H33V95H32ZM88 96H89V95H88ZM93 96H94V94H92V97H93ZM101 96H102V95H101ZM146 96H147L146 99L150 98V97H148V95H146ZM153 96H155V94H154ZM189 96H190V95H189ZM211 96H212V94H211ZM211 96H210V94H209L208 97H211ZM213 96H214V95H213ZM213 96H212V101H213L214 104H216L215 101L218 102L220 99L217 100V98H215V100H213V99H214ZM76 97H77V96H76ZM117 97H118V96H117ZM143 97H144V96H143ZM163 97H164V96H163ZM176 97H177V95H176ZM187 97H188V96H187ZM71 98L74 99L73 96H72ZM97 98H101V97H98V96H97ZM107 98H108V97H107ZM107 98H106V99H107ZM119 98H120V97H118V99H119ZM160 98L162 99V97H160ZM173 98H174V97H173ZM173 98H172V100H176V99H173ZM180 98H181V97H180ZM180 98H179V99H180ZM199 98H200V99H199ZM204 98H205V99H204ZM26 99H27V98H26ZM29 99H30V98H29ZM73 99H72V100H73ZM82 99H83V98H82ZM90 99L92 100V98H90ZM103 99H105V98H103ZM122 99H124V98H122ZM143 99H144V98H143ZM143 99H142V101H143ZM150 99H151V98H150ZM166 99H167V98H166ZM179 99H178V100H179ZM184 99H185V98H184ZM184 99H182V103L185 102V101H183ZM189 99H190V98H189ZM192 99H193V98H192ZM194 99H195V98H194ZM207 99H209V98H207ZM33 100H34V99H33ZM33 100H31V101H33ZM116 100H117V99H116ZM155 100H156V99H155ZM204 100H205V101H204ZM29 101H30V100H29ZM52 101H53V100H52ZM69 101H70V100L68 99L67 102H69ZM93 101H95V100H92L91 102L93 103ZM102 101H103V100H102ZM108 101H109V100H108ZM119 101H120V100H119ZM142 101H140V103H141ZM156 101H157V100H156ZM179 101H180V100H179ZM192 101H193V100H192ZM194 101H195V100H194ZM220 101H221V100H220ZM33 102H34V104L37 103V102H35V101H33ZM73 102H74V100H73ZM75 102H76V101H75ZM95 102H96V101H95ZM144 102H146L145 99H144ZM144 102H143V103H144ZM157 102H158V101H157ZM157 102H156V103H157ZM163 102H165V101L163 100ZM173 102H174V101H173ZM31 103H32V102H31ZM54 103H55V102H54ZM108 103H109V102H108ZM108 103H107V104H108ZM133 103H134V102H133ZM137 103H138L137 105H140V103H139L138 101H137ZM150 103H152V102H150ZM160 103H161V102H160ZM170 103H172V102L170 101ZM174 103L176 104L177 102H174ZM199 103H200V102H199ZM206 103H204V104H206ZM209 103H210V102H209ZM213 103L211 102V104H213ZM218 103H219V102H218ZM225 103H226V102H225ZM40 104H41V103H40ZM77 104H78V103H77ZM134 104H136V102H135ZM145 104H146V103H145ZM162 104H163V103H161L160 105H162ZM166 104H168V102H165V103H164V105H166ZM179 104H180V103H179ZM86 105H87V104H86ZM95 105H97V104H95ZM132 105H133V104H132ZM141 105H142V104H141ZM143 105H144V104H143ZM143 105H142V106H143ZM154 105H155V104H154ZM154 105H153V106H154ZM168 105H169V104H168ZM181 105H182V104H181ZM185 105H186V104H185ZM197 105H198V103H197ZM206 105H208V104H206ZM206 105H203V107L205 108ZM223 105H224V104H223ZM70 106H71V103H70ZM114 106H116V105H114ZM123 106H124V105H123ZM133 106H134V105H133ZM162 106H163V105H162ZM162 106H161V107H162ZM171 106H172V104H171ZM175 106H176V108H177V105H174L173 108H174ZM186 106H187V105H186ZM186 106H184V107L186 108ZM198 106H199V105H198ZM211 106H212V105H210V107H211ZM214 106H215V105H214ZM221 106H222V104L219 105V106H216V107H214V108H212V109H215V108L218 107V108H217V111H218V110L221 108ZM226 106H227V105H225V107H226ZM131 107H132V106H131ZM134 107H135V106H134ZM134 107H133V108H134ZM136 107H137V106H136ZM154 107H155V106H154ZM154 107H153V108H154ZM158 107H159V106H158ZM163 107H164V106H163ZM167 107H168V106H167ZM179 107H180V106L178 105V109H177V110H180ZM201 107H202V106H201ZM210 107H209V105H208V108H210ZM219 107H220V108H219ZM227 107H228V106H227ZM143 108H144V107H143ZM180 108H181V107H180ZM185 108H184V109H185ZM195 108H196V107H195ZM199 108H200V106H199ZM206 108H207V107H206ZM206 108H205V110H206V111L208 110L207 112H209V109H206ZM244 108H245V107H244ZM1 109H2V108H1ZM64 109H65V108H64ZM93 109H94V108H93ZM116 109H117V108H116ZM139 109H140V108H139ZM139 109H137V111L141 112V110H139ZM169 109H170V105H169V107H168V110H169ZM186 109H187V108H186ZM186 109H185V110H186ZM189 109H190V111H191V110L193 109V107H192V109H191V108H189ZM197 109H198V107H197ZM197 109H195V111H196ZM202 109H203V108H201L200 111H202ZM212 109H211V111H210V114H211V112L213 111ZM228 109H229V107H228ZM74 110H76V108H74ZM74 110H72V111H74ZM125 110H126V108H125ZM125 110H124V111H125ZM129 110H130V109H129ZM168 110H164V111H166V112L168 113ZM171 110H173V109H171ZM171 110H170V111H171ZM205 110L203 109L202 112H198V111H199V110H198L197 112L200 113L201 115L203 114V117H205V116H204V115H206V114H204V113H205ZM222 110H223V108H222ZM222 110H220V111H222ZM240 110H241V109H240ZM243 110H244V109H243ZM243 110H242V111H243ZM2 111L5 113L4 110H2ZM66 111H67V110H66ZM137 111H134V113L137 112ZM143 111H144V110H143ZM148 111H149V110H148ZM173 111H176V109L173 110ZM181 111H182V110H180V113L182 114ZM188 111H189V110H188ZM220 111H218V112H220ZM223 111H224V110H223ZM244 111H245V110H244ZM6 112H9V111H7V109H6ZM63 112H65V110H63ZM70 112H71V111H70ZM139 112H137V114H139ZM166 112H164V113L166 114ZM171 112H172V111H171ZM178 112H179V111H178ZM178 112H177V113H178ZM186 112H187V110H186ZM191 112H192V114L194 113L193 110H192ZM203 112H204V113H203ZM214 112L216 113L215 110H214ZM227 112H228V111H227ZM227 112L224 113V115L227 114ZM10 113H11V112H10ZM65 113H66V112H65ZM65 113H64V114H65ZM130 113H131V112H130ZM132 113H133V110H132ZM134 113H133V114H134ZM164 113H163V115H165ZM172 113H173V112H172ZM172 113H171V114H172ZM175 113H176V112H175ZM177 113H176V114H177ZM198 113H197V114H198ZM215 113H212V114L215 115ZM230 113H231V112H230ZM230 113H229V114H230ZM72 114H73V113L71 112V115H72ZM89 114H90V113H89ZM159 114H160V113H159ZM168 114H169V113H168ZM168 114H166V115H168ZM176 114H173L174 116H173V115H172V116L175 117ZM190 114H191V113H190ZM190 114H189V116H190ZM192 114H191V115H192ZM195 114H196V113H194L193 115H195ZM197 114H196V115H197ZM212 114H211V115H212ZM220 114H221V113H220ZM245 114H246V113H245ZM8 115H9V113H8ZM41 115H42V114H41ZM53 115H54V114H53ZM85 115L88 116L87 113H86ZM85 115H84V116H85ZM120 115L123 116L122 114H120ZM131 115H132V114H131ZM146 115H147V114H146ZM169 115H170V114H169ZM179 115H180V114H179ZM179 115H176V117L179 118ZM196 115H195V116H196ZM198 115H199V114H198ZM198 115H197L196 117H199ZM211 115H210V116L208 115V117H211ZM227 115H228V114H227ZM252 115H253V114H252ZM9 116H10V115H9ZM11 116H12V115H11ZM11 116H10V117H11ZM13 116H14V115H13ZM24 116H25V115H24ZM66 116H68V115L66 114ZM84 116H83V117H84ZM87 116H86V119H87ZM134 116H135V114H134ZM134 116H133V118L136 117V116H135V117H134ZM137 116H138V115H137ZM147 116H150V115H147ZM154 116H155V115H154ZM181 116H182V115H180V117H181ZM206 116H207V115H206ZM229 116H230V115H229ZM236 116H238V114H237ZM239 116H240V119H242L241 114H240ZM239 116H238V118H239ZM253 116H255V117H254V120H255L257 116H256V115H253ZM0 117H2V116H0ZM19 117H20V116H19ZM25 117H26V116H25ZM25 117H24V119H25ZM31 117H33V116H31ZM36 117H37V119H38V117H40V116L37 115ZM193 117H194V116H193ZM208 117H206V119H207ZM221 117H222V116H221ZM221 117H220V119H221ZM225 117H226V116H225ZM244 117H245V115H244ZM251 117H252V116H251ZM4 118H5V117H4ZM41 118H42V117H41ZM59 118H60V117H59ZM71 118H72V116H71ZM74 118H75V117H74ZM76 118H77V117H76ZM89 118H90V117H89ZM153 118H154V117H153ZM170 118H171V117H170ZM199 118H200V117H199ZM215 118L217 119V117H215ZM215 118H214V119H215ZM218 118H219V117H218ZM232 118H233V116H232ZM236 118H237V117H236ZM236 118H235V119H234V118L232 119V120H233V125H234V122L236 123V122H238V121H240V122H238V124H240V123L242 124L243 121L241 122V120H238V119H236ZM249 118H250V117H249ZM252 118H253V117H252ZM257 118H262V117L259 116V117H257ZM10 119H11V118H10ZM31 119H32V118H31ZM84 119H85V117H84ZM91 119H92V118H91ZM119 119H120V118H119ZM119 119H118V120H119ZM163 119H164V118H163ZM200 119H202V117H201ZM216 119H215V121H217ZM222 119H225V118L222 117ZM245 119H246V118H245ZM32 120H33L34 122H33ZM32 120H31V121L33 122V124H31V125H35V124H34V123H35L34 118H33ZM57 120H58V118H57ZM75 120H76V119H75ZM77 120H78V119H77ZM77 120H76V121H77ZM80 120H81V119H80ZM92 120H93V119H92ZM106 120H107V122L109 123L108 119H106ZM171 120H172L173 122H176L177 119H176V118H171ZM190 120H192V119H190ZM193 120H194V119H193ZM193 120H192V121H193ZM212 120H213V119H212ZM234 120H237V121H234ZM249 120L251 121V119H249ZM260 120H261V119H259V121H260ZM2 121H3V120H2ZM39 121H40V120H39ZM39 121L37 120V123L40 124V123L42 122V120H41L40 122H39ZM44 121L46 122L47 120H44ZM83 121H84V120H83ZM134 121H135V120H134ZM169 121H170V120H169ZM192 121H191V122H192ZM201 121H202V122H204V121L206 122V120H203V119H202ZM201 121H199V122H201ZM210 121H211V120L209 119V123H210ZM215 121H213V123H216ZM223 121H224V120H223ZM223 121H222V122H223ZM225 121H226V120H225ZM246 121H247V120H246ZM257 121H258V119H257ZM257 121H256V122H257ZM259 121H258V122H259ZM0 122H1V120H0ZM85 122H87V120H86ZM85 122H83V123H85ZM104 122H106V121H105V120L102 121V123H104ZM107 122H106V123H107ZM112 122H114V121H112ZM135 122H136V121H135ZM150 122H151V120H150ZM179 122H180V124L182 123L181 118H179ZM187 122H188V121H187ZM202 122H201V123H202ZM217 122H218V121H217ZM247 122H248V121H247ZM251 122H252V121H251ZM253 122H254V121H253ZM256 122H255V124H256ZM263 122H264V121H263ZM37 123H36V124H37ZM74 123H75V122H74ZM81 123H82V122H81ZM83 123H82V124H83ZM108 123H107V124H108ZM192 123H193V122H192ZM209 123H208V125H209ZM220 123H221V120H220ZM227 123H228V122H227ZM22 124L24 125V122H22ZM27 124H28V123H27ZM42 124H44V123L42 122ZM76 124H77V123H76ZM76 124H75V125H76ZM112 124H113V123H112ZM183 124H184V123H183ZM199 124H200V123H199ZM202 124H203V123H202ZM217 124H219V123H217ZM225 124H226V123H225ZM236 124H237V123H236ZM236 124H235V125H236ZM243 124L245 125V123H243ZM255 124H254V125H255ZM262 124H264V123H262ZM86 125H87V124H86ZM90 125H91V124H90ZM119 125H120V123H119ZM154 125H155V123H154ZM159 125H160V124H159ZM161 125H162V124H161ZM193 125H194V124H193ZM205 125H207V124L205 123ZM211 125H212V127H213V124H211ZM219 125H220V124H219ZM219 125H217V126H219ZM222 125H223V126H226V125H224V123H223ZM227 125H232V124H227ZM235 125H234V126H235ZM257 125H258V124H256V126H257ZM260 125H261V123H260ZM11 126H12V125H11ZM25 126H26V125H25ZM83 126H84V125H83ZM115 126H116V125H115ZM148 126H149V125H148ZM151 126L153 127V124H151ZM186 126H187V125H186ZM223 126H221V127H223ZM242 126H243V125H242ZM242 126H241V128H240V126H239V128H240V129H239L238 126L236 125V129L238 128V129L241 131V129L244 128V127H242ZM263 126H264V125H263ZM80 127H81V125H80ZM84 127H85V126H84ZM88 127H90V126H88ZM187 127H188V126H187ZM193 127H194V126H193ZM209 127H210V129H211V126H210V125H209ZM209 127H207V129H208ZM215 127H216V126H215ZM221 127H219V128H221ZM227 127H229V126H227ZM253 127H254V126H253ZM15 128H16V127H15ZM59 128H60V126H59ZM81 128H82V127H81ZM180 128H181V126L178 127V129H180ZM188 128H189V127H188ZM200 128H201V127H200ZM216 128H217V127H216ZM223 128H224V127H223ZM223 128H222V129H223ZM231 128H232V126H231ZM245 128H246V127H245ZM247 128H248V127H247ZM247 128H246V129H247ZM258 128H259V127H258ZM262 128H263V127H262ZM262 128H261V129H262ZM12 129H13V128H12ZM56 129H57V128H56ZM109 129H110V127H109ZM185 129H186V128H185ZM196 129L199 130L198 128H196ZM217 129H218V128H217ZM224 129H225V128H224ZM229 129H230V128H229ZM234 129H235V128H234ZM238 129H237V130H238ZM246 129H245V131L243 130V132H246ZM253 129H255V130H252V132L255 133L257 128H253ZM261 129H260V130L258 129L257 131H261ZM52 130H53V129H52ZM52 130H51V131H52ZM60 130H61V129H60ZM182 130H183V127H182ZM200 130H201V129H200ZM208 130H209V129H208ZM208 130H207V131H208ZM248 130H249V129H248ZM262 130H264V129H262ZM36 131H37V130H36ZM58 131H59V130H58ZM58 131L56 130V132H58ZM204 131H206V129H205ZM209 131H210V130H209ZM209 131H208V132H209ZM222 131H223V130H222ZM228 131H230V130H228ZM16 132H17V131H16ZM46 132L49 133L48 131H46ZM52 132H53V131H52ZM151 132H152V131H151ZM199 132H201V131H199ZM226 132H227V131H226ZM226 132H225V133H226ZM236 132H237V131H236ZM248 132H249V131H248ZM252 132H251V134H252ZM12 133H13V132H12ZM14 133H15V131H14ZM14 133H13V134H14ZM50 133H51V132H50ZM50 133H49V135H50ZM106 133H107V132H106ZM213 133H214V132H213ZM223 133H224V132H223ZM238 133H239V131H238ZM240 133H241V132H240ZM246 133H247V132H246ZM254 133H253V134H254ZM261 133H262V132H261ZM263 133H264V132H263ZM35 134H36V133H35ZM51 134H52V135H50V137L53 136V134H55V133H51ZM59 134H61V132H59ZM59 134H58V136H59ZM66 134H67V133H66ZM113 134H114V133H113ZM125 134H126V133H125ZM163 134H164V133H163ZM230 134H231V133H230ZM249 134H250V132H249ZM16 135H17V134H16ZM45 135H46V133L44 134V136H45ZM47 135H48V134H47ZM47 135H46V136H47ZM61 135H62V134H61ZM69 135L71 136L70 133H69ZM109 135H110V134H109ZM169 135H170V134H169ZM193 135H194V134H193ZM193 135H192V136H193ZM199 135H200V133H199ZM205 135H206V134H205ZM207 135H209V133H207ZM214 135H215V134H214ZM214 135H213V136H214ZM217 135H219V134H217ZM234 135H235V134H234ZM237 135L241 137V134H237ZM243 135H247V136H248V137H246V138H247V141H249V142L252 141V140H250L248 134L243 133L242 136H243ZM27 136H28V135H27ZM29 136L31 137L30 134H29ZM65 136H67V135H65ZM65 136H64V137H65ZM70 136H68V137H70ZM192 136H191V137H192ZM211 136H212V134H211ZM221 136H222L221 138L223 139V142H222V143L226 142V141H225L226 139L223 138V136H225V135H221ZM250 136H251V135H250ZM12 137H14V136H12ZM47 137L49 138V136H47ZM111 137H114V136L111 135ZM121 137H122V136H121ZM167 137H168V136H167ZM183 137H184V135H183ZM183 137H182V138H183ZM194 137H195V136H194ZM228 137H229V136L227 135L226 138H228ZM231 137L233 138V136H231ZM235 137H236V136H235ZM252 137L254 138V136H251V138H252ZM263 137H264V135H263ZM7 138H8V137H7ZM31 138H32V137H31ZM143 138H144V137H143ZM143 138H141V139H143ZM217 138L220 139L219 136H218ZM9 139H10V138H9ZM16 139H17V138H16ZM40 139H41V138H40ZM40 139H39V140H40ZM45 139H46V137H45ZM70 139H72V138H70ZM112 139H113V138H112ZM144 139H148V138L145 137ZM144 139H143V140H144ZM184 139H185V137H184ZM189 139H190V138H189ZM200 139H201V138H200ZM207 139H209V137H207ZM222 139H221V140H222ZM224 139H225V140H224ZM228 139L231 140L230 138H228ZM235 139H236V138H235ZM244 139H245V138H243V141L246 140V139H245V140H244ZM255 139H256V138H255ZM255 139H253L252 143H253V142L255 143ZM11 140H12V139H11ZM13 140H14V138H13ZM52 140H54V138H51V141H52ZM56 140H57V139H56ZM56 140H55V141H56ZM58 140H59V139H58ZM167 140H168V139H167ZM177 140H178V138H177ZM182 140H183V139H182ZM191 140H193V139H191ZM257 140H260V139H256V141H257ZM16 141H17V140H16ZM16 141H14V142H16ZM45 141L47 142V140H45ZM51 141H49V142L52 143ZM55 141H53L52 144H54ZM62 141H63V140H62ZM67 141H68V140H67ZM104 141H105V140H104ZM112 141H113V140H112ZM232 141H233V139H232ZM235 141H237V140H235ZM239 141H242V140L240 139ZM247 141H245V142H247ZM260 141H261V140H260ZM14 142H13V143H14ZM33 142H34V141H33ZM49 142H47V144H48ZM56 142H57V141H56ZM64 142H65V141H64ZM77 142H78V141H77ZM100 142H101V141H100ZM227 142H228V141H227ZM249 142H248V143H249ZM215 143H216V141H215ZM220 143H221V141H220ZM256 143H257V142H256ZM260 143H262V142H260ZM52 144H51V145H52ZM61 144H62V143H61V140H60L59 145H61ZM67 144H68V142H67ZM74 144H75V143H74ZM74 144H72V145H74ZM11 145H12V144H11ZM62 145H64V143H63ZM70 145H71V144H70ZM142 145H145V144L143 143ZM173 145H174V144H173ZM173 145H172V148H173ZM220 145H221V144H220ZM220 145H219V146H220ZM225 145H226V144H225ZM225 145H224V146H225ZM248 145H249V144H248ZM248 145H247V147H248ZM261 145H262V144H261ZM5 146H6V145H5ZM7 146H8V145H7ZM7 146H6V148H8ZM22 146H23V145H22ZM25 146H26V145H25ZM48 146H50V144H49ZM119 146H120V145H119ZM126 146H127V145H126ZM145 146H146V145H145ZM145 146H143V148H144ZM164 146H165V145H164ZM166 146H167V145H166ZM178 146H179V145H178ZM215 146H216V145H215ZM217 146H218V144H217ZM224 146L222 145V147H224ZM250 146H251V145H249V149L251 150L252 147H250ZM262 146H263V145H262ZM14 147H15V146H14ZM31 147H32V146H31ZM59 147H61V146H59ZM136 147H137V145H136ZM209 147H210V146H209ZM220 147H221V146H220ZM222 147H221V148H222ZM226 147H227V145H226ZM247 147L245 146V149H243V150H244V151H245V150L248 151L249 149L247 150ZM11 148H12V147H11ZM52 148H53V147H52ZM62 148H63V147H62ZM174 148H175V147H174ZM174 148H173V149H174ZM231 148H232V147H231ZM231 148L229 149V147H228V149H226V151L229 150V151H228L229 154H230V152H231V153L233 152V155H234L235 152H234V150L231 151V150H232ZM243 148H244V147H243ZM262 148H263V147H262ZM262 148H260V149L263 150L264 148H263V149H262ZM14 149H17V148H14ZM26 149H27V148H26ZM54 149H55V147H54ZM119 149H120V148H119ZM173 149H170V150H167V151H173ZM190 149H191V148H190ZM217 149H218V147L216 148V151H217V153H218L219 155H220L221 153H223V151H222L221 153H219L220 150H217ZM254 149H255V148H254ZM254 149H252V150H253V151H252L253 153L255 152ZM4 150H5V148H4ZM24 150H25V149H24ZM221 150H222V149H221ZM235 150H236V149H235ZM37 151H38V149H37ZM40 151H42V150H40ZM47 151H48V150H47ZM47 151H45V153H46ZM49 151H50V150H49ZM85 151H86V150H85ZM143 151H144V150H143ZM174 151H176V150H174ZM213 151H214V150H213ZM218 151H219V152H218ZM238 151H239V150H238ZM240 151H241V150H240ZM246 151H245V153H246ZM263 151H264V150H263ZM134 152H136V150H135ZM165 152H166V151H165ZM242 152H243V151H241V153H242ZM259 152H260V151H259ZM28 153H30V152H28ZM39 153H40V152H39ZM49 153H50V152H49ZM86 153H88V151H87ZM175 153H177V152H175ZM214 153H216V152H214ZM226 153H227V152H226ZM236 153H237V151H236ZM243 153H244V152H243ZM243 153H242V154H243ZM248 153H249V152H248ZM250 153H251V152H250ZM257 153H258V152H257ZM16 154H17V153H16ZM16 154H15V155H16ZM33 154H34V153H33ZM113 154H114V153H113ZM136 154H137V153H136ZM251 154H252V153H251ZM260 154H261V152H260ZM17 155H18V154H17ZM42 155H43V154H42ZM50 155H51V154H50ZM59 155H60V154H59ZM81 155H82V154H81ZM103 155H104V154H103ZM177 155H178V153H177ZM237 155H238V153H237ZM244 155H245V154H244ZM247 155H248V154H247ZM252 155H253V154H252ZM254 155H255L256 157H254V156H250V154H249L248 157H249V158H250V157H254V158H256L255 160H257V158L261 157V159H260V158H259V159H260L261 161H262V160H263V161L261 162V161H259V159H258L257 161H259L260 163H262L261 165H258V163L255 164L254 162H252L251 165H253V163H254V164L257 165V166H260V169L263 170L264 168L262 169L261 166H262V165L264 166V163H263V162H264V158H262V157H264V154H263V156H262V154H261V156H259V157H257V156L259 155V153H258V155H256V154L254 153ZM18 156H19V155H18ZM35 156H36L35 158H38V153H36ZM43 156H44V155H43ZM65 156H66V155H65ZM68 156H69V155H68ZM90 156L92 157V155H90ZM187 156H188V155H187ZM227 156H229V155H227ZM227 156H226V157H227ZM19 157H20V156H19ZM25 157H26V156H25ZM28 157H29V156H28ZM40 157H42V156H39V158H40ZM159 157H160V156H159ZM163 157H164V156H163ZM167 157H168V156H167ZM233 157H235V155H234ZM233 157H232V159H233ZM240 157H241V156H239V158H240ZM244 157H247V156H244ZM248 157H247V158H248ZM23 158H24V157H22V159H23ZM42 158H44V157H42ZM82 158H83V157H82ZM92 158H93V157H92ZM247 158H246V159H247ZM249 158H248V159H249ZM11 159H12V158H11ZM19 159H20V158H19ZM22 159H21V161H22ZM53 159H54V158H53ZM56 159H57V158H56ZM153 159H154V158H153ZM153 159H152V160H153ZM212 159H213V158H212ZM226 159H227V158H226ZM226 159H224L223 161L226 162ZM234 159H237V160H238V158H236V157H235ZM252 159H253V158H252ZM39 160H40V159H39ZM49 160H50V159H49ZM57 160H58V159H57ZM186 160H187V159H186ZM220 160H221V159H220ZM230 160H231V159H230ZM255 160H254V161H255ZM2 161H3V160H2ZM23 161H24V160H23ZM72 161H74V160H72ZM181 161H182V160H181ZM187 161L189 162V159H188ZM223 161L220 162V167H219V168H220V170H222L221 173H223V175H224V174L226 173L227 168H229V166H227V162H226V163L224 162L225 164H222ZM227 161H228V160H227ZM231 161H232V160H231ZM249 161H250V160H249ZM251 161H252V160H251ZM69 162H70V161H69ZM149 162H151V161H149ZM149 162H148V163H149ZM153 162H154V160H153ZM156 162H157V161H156ZM156 162H155V163H152L151 165L146 163V166L150 165L151 167L149 166V168H152V171H155V169L157 170V169L160 167L159 165H157ZM233 162H234V160H233ZM233 162H232V163H233ZM245 162H246V161H245ZM255 162H256V161H255ZM2 163H3V162H2ZM2 163H1V164H2ZM25 163H26V162H25ZM61 163H62V162H61ZM64 163H65V162H64ZM66 163H68V162H66ZM66 163H65V165H66ZM79 163H81V161H80ZM82 163H83V162H82ZM183 163H184V162H183ZM232 163H231V164H232ZM234 163H235V162H234ZM236 163H237V162H236ZM241 163H242V160H241ZM59 164H60V163H59ZM71 164H72V163H71ZM85 164H87V161H86ZM92 164H93V163H92ZM154 164H155V168H153L154 166L152 167V165H154ZM231 164H230V165H231ZM237 164H239V163H237ZM33 165H34V164H33ZM63 165H64V164H63ZM65 165H64V167H63L64 169H66V168L69 167L68 164H67V167L65 168ZM72 165H74V163H73ZM87 165H88L87 167H90L91 162H90L89 164H87ZM183 165H185V164H183ZM223 165H226L227 168L224 167ZM44 166H46V165H44ZM77 166H78V165H77ZM92 166H93V165H92ZM144 166H145V165H144ZM156 166H157L158 168H156ZM221 166H222V167H221ZM233 166H235V165L233 164ZM238 166H239V165H238ZM9 167H10V166H9ZM39 167H40V166H39ZM46 167H47V166H46ZM61 167H62V166H61ZM93 167H94V166H93ZM93 167H92V168H93ZM235 167H236V166H235ZM240 167H241V166H240ZM6 168H7V167H6ZM11 168H12V167H11ZM32 168H35V169H36L37 166H36V167L33 166ZM41 168H42V169H41ZM41 168H39V170H40V169L43 170V166H42ZM48 168H49V167H48ZM81 168H82V167H81ZM81 168H80V169H81ZM224 168H225V170H223ZM257 168H258V167H257ZM7 169H8V168H7ZM44 169L46 170L47 168H44ZM52 169H53V167H52ZM57 169H58V168H56V170H57ZM64 169H63V170H64ZM68 169H69V168H68ZM97 169H98V168H96V170H97ZM101 169H102V168L100 167L99 170H101ZM153 169H154V170H153ZM159 169H160V168H159ZM260 169H258V170H259L258 172H260ZM24 170H25V169H24ZM26 170H27V169H26ZM41 170H40V171H41ZM47 170H48V169H47ZM85 170H86V169H85ZM92 170H93V169H92ZM96 170H95V171H96ZM114 170H115V169H114ZM144 170H145V169H144ZM148 170H149V169H148ZM220 170H219V171H220ZM230 170L232 171L231 167H230ZM230 170L228 171L229 173H230ZM256 170H257V169H256ZM256 170H255V172H256ZM1 171H2V170H1ZM43 171H44V170H43ZM86 171H87V170H86ZM88 171H89V170H88ZM102 171H103V169H102ZM157 171H158V170H157ZM160 171H161V170H160ZM217 171H218V170H217ZM219 171H218V173H219ZM243 171H244V170H243ZM243 171H241L242 173H245V174H244L245 176H243V177L246 178L248 175H246V172H245V171L243 172ZM249 171H250V170H249ZM252 171H253V170H252ZM24 172H25V171H24ZM24 172H23V173H24ZM53 172H55V170H54ZM53 172H52V173H53ZM58 172H61V171L59 170ZM58 172H57V173H58ZM62 172H63V171H62ZM72 172H73V171H72ZM150 172H151V170H150ZM150 172H149V173H150ZM234 172H236V171H234ZM239 172H240V171H239ZM263 172H264V170H263ZM19 173H21V172H19ZM50 173H51V172H50ZM52 173H51V174H52ZM65 173H68V172H65ZM70 173H71V171H70ZM74 173H75V171H74ZM76 173H77V172H76ZM151 173H152V172H151ZM163 173H165V172H163ZM167 173H168V172H167ZM250 173H251V172H250ZM0 174H1V173H0ZM27 174H28V172H27ZM77 174H78V173H77ZM145 174H146V173H145ZM158 174H159V172H158ZM161 174H162V173H161ZM251 174H253V173H251ZM259 174H260V173H259ZM259 174H258V175H259ZM261 174H262V173H261ZM16 175H18V174H16ZM20 175H22V174H20ZM52 175H54V174H52ZM67 175H68V174H67ZM70 175H72V174H70ZM73 175H74V174H73ZM155 175L158 176L156 173H155ZM165 175L168 176V175H170V174H166V173H165ZM165 175H164V176H165ZM226 175H227V174H225V176H226ZM5 176H6V175H5ZM22 176H23V175H22ZM60 176H62V175H60ZM68 176H69V175H68ZM74 176H75V175H74ZM74 176H73V177H74ZM103 176H104V175H103ZM149 176H150V175H149ZM151 176H152V175H151ZM156 176H155V177H156ZM170 176H171V175H170ZM170 176H168L167 179H169ZM225 176H223V179H224ZM250 176H251V175H250ZM260 176L262 177V176H264V175L262 174V175H260ZM260 176H259V177H260ZM11 177H12V176H11ZM16 177H17V176H16ZM16 177L14 176V178H16ZM26 177H27V176H26ZM33 177H34V175H33ZM104 177H105V176H104ZM161 177H162V176H161ZM180 177H183V176H180ZM220 177H221V176H220ZM251 177H252V176H251ZM8 178H9V177H7V179H8ZM57 178H59V177H57ZM70 178H71V177H70ZM227 178H229V177H226V179H227ZM10 179H11V178H10ZM12 179H13V177H12ZM21 179H22V178H20V180H21ZM61 179H62V177H61ZM72 179H73V178H72ZM163 179H164V177H163ZM170 179H171V177H170ZM247 179L249 180V178H247ZM260 179H261V178H260ZM29 180H30V179H29ZM31 180H32V179H31ZM36 180H37V179H36ZM52 180H53V179H52ZM63 180H64V179H63ZM172 180H173V179H171L170 181H172ZM174 180H175V179H174ZM174 180H173V181H174ZM180 180H181V179H180ZM189 180H190V179H189ZM26 181H27V180H26ZM33 181H35V180H33ZM33 181H32V183H33ZM39 181H40V180H39ZM96 181H99V180H96ZM100 181H103V180H100ZM100 181H99V185H100V184L103 185L104 181H103V182H100ZM107 181H108V180H107ZM173 181H172V182H173ZM187 181H188V180H186L185 183H186ZM259 181H260V180H258V182H259ZM47 182H48V181H47ZM53 182H54V181H53ZM172 182H171V184H172ZM183 182H184V181H183ZM183 182H182V183H183ZM190 182H191V184L193 183L192 181H190ZM194 182L196 183V180H195ZM250 182H251V181H250ZM260 182L262 183V181H260ZM55 183H56V182H55ZM106 183H107V182H106ZM180 183H181V182H180ZM188 183H189V181H188ZM197 183H198V182H197ZM263 183H264V182H263ZM40 184H41V183H40ZM42 184L45 185V183H42ZM96 184H98V183H96ZM109 184H110V183H108L107 185L109 186ZM169 184H170V183H169ZM191 184H190L189 187L192 186ZM193 184H194V183H193ZM219 184H220V183H219ZM228 184H229V183H228ZM243 184H245V182H244ZM243 184H242V186H243ZM249 184H250V183H249ZM8 185H9V184H8ZM8 185H7V186H8ZM51 185H52V184H51ZM51 185H50V186H51ZM59 185H60V184H59ZM107 185H106V186H107ZM185 185H187V184H185ZM194 185H195V184H194ZM196 185H197V184H196ZM240 185H241V184H240ZM245 185H247V184H245ZM261 185H264V184H261ZM32 186H33V185H32ZM32 186H31V188H32ZM103 186H104V185H103ZM218 186L220 187L221 185H218ZM41 187H42V186H41ZM74 187H75V185H74ZM74 187H73V188H74ZM76 187H77V186H76ZM76 187H75V188H76ZM88 187H89V190H88ZM90 187H91V185H90V186H87V185H86V186H85L86 189L83 188V191L85 190V192H88V191L90 192L91 189L93 188V187H92V188H90ZM101 187H102V186H101ZM101 187H100V188H101ZM104 187H105V186H104ZM104 187H102V188H104ZM110 187H111V185L109 186V188H110ZM113 187H114V186H113ZM183 187H184V186H183ZM183 187H182V188H183ZM187 187H188V186H187ZM192 187H193V186H192ZM196 187H198V186H196ZM200 187H201V186H200ZM200 187H199V188H200ZM238 187H239V186H238ZM248 187H249V185H248ZM13 188H14V187H13ZM13 188H12V189H13ZM57 188H59L58 185H57ZM70 188H71V187H70ZM106 188H107V187H106ZM168 188H169V187H168ZM203 188L205 189L204 186H203ZM5 189H6V186H5ZM29 189H30V188H29ZM43 189H44V188H43ZM55 189H56V188H55ZM64 189H65V187H64ZM71 189H72V188H71ZM77 189H78V187H77L75 190L77 191ZM111 189H114V188H111ZM115 189H116V187H115ZM179 189L181 190V188H179ZM179 189H178V191H180ZM192 189L194 190V187H193ZM263 189H264V187H263ZM30 190H31V189H30ZM41 190H42V188H41ZM44 190H48L49 192H50V191H53L51 188H49V187L47 188V186H46V189H44ZM56 190H58V189H56ZM56 190H54V191H56ZM86 190H88V191H86ZM98 190H99V189H98ZM102 190H103V189H102ZM106 190H107V189H106ZM183 190L185 191V189H183ZM193 190L190 189L191 192H192ZM220 190H221V189H220ZM247 190H248V189H247ZM259 190H260V189H259ZM27 191H28V190H27ZM66 191H67V190H66ZM66 191H65V192H66ZM71 191H72V190H71ZM73 191H74V189H73ZM92 191H94V192H92ZM92 191H91V193H94V196H93V194H92V195H89V193H88V195H89L88 200L91 199V200H89V201H94V199L96 198L95 195L98 193L97 190H96L97 193L95 192L94 189H92ZM103 191H105V188H104ZM127 191H128V190H127ZM188 191H189V190H188ZM207 191H209V190H207ZM228 191H229V189H228ZM263 191H264V190H263ZM10 192H11V190H10ZM30 192H31V191H30ZM67 192H68V191H67ZM69 192H70V191H69ZM69 192H68V193H69ZM77 192H79V191H77ZM108 192H109V191H108ZM111 192H112V190H111ZM32 193H33V192H32ZM57 193H58V192H56L55 194H57ZM72 193H73V192H72ZM74 193H75V191H74ZM95 193H96V194H95ZM100 193H101V192H100ZM100 193H99V195H101ZM102 193H103V192H102ZM104 193H107V191L104 192ZM176 193H177V192H176ZM33 194L35 195V193H33ZM50 194H51L54 198H58V199H59V197H61L60 195L56 196L54 193H51V192H50ZM60 194H61V193H60ZM69 194H70V193H69ZM75 194H76V193H75ZM109 194H110V192H109ZM113 194L115 195V193L112 192V194L109 195V196H112ZM116 194H117V193H116ZM118 194H119V193H118ZM185 194L188 195V196H190L189 194H187V191L185 192ZM192 194H193V192H192ZM0 195H1V194H0ZM19 195H20V194H19ZM19 195H18V196H19ZM99 195L97 194V196H99ZM114 195H113V196H114ZM186 195H185V196H186ZM1 196H3V195H1ZM64 196H65V195H64ZM64 196H63V197H64ZM92 196H93V197H92ZM28 197H29V196H28ZM42 197H44V196H42ZM42 197H41V199L43 200ZM49 197H50V195H49ZM83 197H84V196H83ZM114 197H116V196H114ZM174 197H175V196H174ZM177 197H178V196H177ZM177 197H176V198H177ZM181 197H182V198H181ZM181 197L178 198V199H180V204H182V203L184 202L182 199H185V198H186V197H183V196H181ZM190 197H191V196H190ZM18 198H19V197H18ZM22 198H23V197H22ZM93 198H94V199H93ZM187 198H188V197H187ZM191 198H192V197H191ZM195 198H196V197H195ZM261 198H262V197H261ZM25 199H27V198H25ZM39 199H40V198H39ZM41 199H40V200H41ZM44 199H45V198H44ZM58 199H56L57 201H56V200H55V201L58 202ZM72 199H73V198H72ZM74 199H75V198H74ZM78 199H79L80 202L77 200V201H78L77 203H79V204L81 203V205H85V206L87 205L86 203H84L85 200H86V198H85L84 202L81 201V200H83V199H81V200H80V198H78ZM92 199H93V200H92ZM113 199H114V198H113ZM121 199H122V198H121ZM169 199H170V198H169ZM169 199H168V200H169ZM172 199H173V197H172ZM12 200H13V199H12ZM20 200H21V202L23 201L22 199H20ZM28 200H29V199H27V201H28ZM51 200H52V198H51ZM51 200H47V201H49V202H47L46 199H45V200H43L42 202L45 203L44 201H46V203H49V205L51 206V205L55 204V201H54V203H53V201H51ZM63 200H64V199H63ZM95 200H97V201H95V202H98V198L95 199ZM119 200H120V199H119ZM119 200H118V201H119ZM122 200H123V199H122ZM122 200H120V201L122 202ZM174 200L176 201V199H174ZM185 200H186V199H185ZM187 200H188V199H187ZM187 200H186V201H187ZM191 200H194V199L192 198ZM60 201H61V200H60ZM175 201H174V202H175ZM177 201H178V200H177ZM181 201H182V203H181ZM189 201H190V200H189ZM194 201H195V200H194ZM12 202H14V201H12ZM29 202H30V200H29ZM66 202H67V201H63V204H65ZM172 202H173V200H172ZM174 202H173V203H174ZM24 203H28V202H24ZM82 203H83V204H82ZM98 203H99V202H98ZM176 203H179V201L176 202ZM7 204H8V203H7ZM19 204H20V203H18V205H19ZM30 204H32V203L30 202ZM30 204H29V205H30ZM57 204H58V203H57ZM68 204H70V203L68 202ZM79 204H78V206H80ZM200 204H201V203H200ZM15 205H16V204H15ZM20 205H21V204H20ZM75 205H76V204H75ZM104 205H105V203H104ZM36 206H37V205H36ZM43 206H44V205H43ZM47 206H48V205H47ZM47 206H46V207H47ZM50 206H49V207H50ZM90 206H91V205H90ZM90 206H86V207H88V208L91 209L92 206H91V207H90ZM176 206H177V204H176ZM28 207H29V206H28ZM30 207H31V206H30ZM33 207H35V206L32 205V208H33ZM38 207H39V206H38ZM49 207H47V208H49ZM51 207H52V206H51ZM55 207H56V206H55ZM83 207H84V206H83ZM86 207H85V208H86ZM207 207H208V206H207ZM32 208H31V209H32ZM36 208H37V207H36ZM42 208H43V207H42ZM52 208H53V207H52ZM66 208H67V205H64L63 210L66 209ZM88 208H86V210H87ZM92 208H93V207H92ZM96 208H97V207H96ZM179 208H180V207H179ZM205 208H206V207H205ZM33 209H34V208H33ZM33 209H32V210H33ZM37 209H38V208H37ZM58 209H59V208H58ZM94 209H95V208H94ZM107 209H108V208H107ZM109 209H110V208H109ZM175 209H177V207H176ZM51 210H52V209L49 208V211H51ZM59 210H60V209H59ZM66 210H67V209H66ZM86 210H85V211H86ZM96 210H97V209H96ZM98 210H99V212H100V211H101V212L103 211V210H100V207H98ZM98 210H97V211H98ZM177 210H178V209H177ZM25 211H26V210H25ZM35 211H36V209H35ZM47 211H48V210H47ZM52 211H53V210H52ZM52 211H51V212H52ZM61 211H62V210H61ZM82 211H83V210H82ZM91 211H92V212H93V211L95 212V210H93V209H91ZM172 211H174V209H173ZM31 212H32V211H31ZM55 212H56V213H55ZM99 212H98V214H99ZM26 213H27V212H26ZM29 213H30V212H29ZM52 213H53V212H52ZM54 213L57 215L58 211H56V209H55ZM54 213H53V215H54ZM62 213H63V212H62ZM62 213H61V214H62ZM108 213H109V212H108ZM111 213H112V212L110 211V214H111ZM196 213H198V212H196ZM213 213H214V212H213ZM49 214H51V213H49ZM49 214H46V216L49 215ZM96 214H97V213H96ZM114 214H115V213H114ZM192 214H193V213H192ZM192 214H191V215H192ZM194 214H195V213H194ZM194 214H193V216H194ZM210 214H211V213H210ZM44 215H45V214H43V216H44ZM53 215H52V216H53ZM66 215H67V214H66ZM162 215H163V214H162ZM164 215H165V214H164ZM39 216H40V214H39ZM62 216H64V215H62ZM86 216H87V215H86ZM116 216H117V215H116ZM118 216H119V215H118ZM216 216H217V215H216ZM47 217H49V218H47V220L49 221V219H50L51 216L49 215V216H47ZM55 217H56V216H55ZM55 217H54V219H55ZM88 217H89V215H88ZM88 217H87V218H88ZM110 217L112 218L111 215H110ZM114 217H115V215H113V221H114V219H115ZM196 217H197V216H196ZM212 217H214V215H213ZM218 217H219V216H218ZM221 217H222V216H221ZM43 218H44V217H43ZM51 218H52V217H51ZM125 218H126V217H125ZM228 218H229V217H228ZM253 218H254V217H253ZM262 218H263V217H262ZM116 219H117V218H116ZM121 219H123V216H122ZM163 219H164V218H163ZM188 219H189V218H188ZM200 219H201V218L198 219L199 222H200ZM212 219H213V218H212ZM220 219H221V218H220ZM123 220H124V219H123ZM209 220H210V218H209ZM213 220H214V219H213ZM44 221H46V217H45V220H44ZM48 221H47V222H48ZM65 221H66V220H65ZM110 221H111V220H110ZM126 221H127V220H126ZM195 221H196V219H195ZM202 221H203V220H202ZM189 222H190V221H189ZM49 223H50V221H49ZM126 223H127V222H126ZM133 223H134V222H133ZM185 223H186V222H185ZM212 223H213V222H212ZM216 223H217V225H218V223H219V226H220V227H218V229L221 228V229H223L222 232H225V233H222V232L219 230V231H220V234H223V236H224V234H226V235L228 234L227 237L230 236V235L233 236V235H235V233H237V232H235L232 228H231L232 230H230V228H228L229 226H228V227H224V226H226L225 224H227V222H226L224 225H223L222 222H219V221L216 222ZM220 223H222V225H223L222 227H224V228L221 227V224H220ZM41 224H42V223H41ZM46 224H47V223H46ZM46 224H45V225H46ZM103 224H104V223H103ZM127 224H129V222H128ZM32 225H33V223H32ZM35 225H36V224H35ZM58 225H59V224H58ZM66 225H67V224H66ZM88 225H89V224H88ZM130 225H131V224H129V226H130ZM189 225H191V224L189 223ZM195 225H196V224H195ZM198 225L200 226V223H199ZM205 225H206V224H205ZM208 225H209V224H208ZM213 225H214V224H213ZM217 225H216V226H217ZM46 226L48 227V225H46ZM132 226H133V225H132ZM132 226H131V227H132ZM184 226H186V225H184ZM191 226H193V225H191ZM216 226H215V227H216ZM33 227H34V225H33ZM36 227H38V224L36 225ZM187 227H188V223H187ZM194 227H195V226H194ZM230 227H231V226H230ZM68 228H69V227H68ZM190 228H191V227H190ZM195 228L197 229V225H196ZM207 228H208V226H207ZM9 229H10V228H9ZM9 229H8V230H9ZM37 229H38V228H37ZM39 229H41V228H39ZM71 229H72V228H71ZM88 229H89V228H88ZM191 229H192V228H191ZM30 230H31V229H30ZM32 230H34V229H32ZM45 230H46V229H45ZM79 230H80V229H79ZM99 230H100V229H99ZM181 230H182V229H181ZM227 230H228V233H226ZM229 230H230V232H229ZM12 231H13V230L11 229V232H12ZM40 231H41V230H40ZM68 231L70 232V230H68ZM179 231H180V229H179ZM179 231H177V232H179ZM184 231H185V230H184ZM232 231H234L235 233H234V234L231 233ZM5 232H6V231H5ZM11 232H9V234H10ZM63 232H65V230H64ZM66 232H67V230H66ZM69 232H68V234H69ZM76 232H77V231H75V232H73V233L71 232V233H72V235H74V233H76ZM89 232H90V231H89ZM89 232H87V233L89 234ZM98 232H99V231H98ZM101 232H102V231H101ZM181 232H182V231H181ZM103 233H104V232H103ZM182 233H183V232H182ZM185 233H186V232H185ZM190 233H191V232H190ZM202 233H203V232H202ZM230 233H231V234H230ZM61 234L65 235L66 233H65V234H64V233H61ZM96 234H97V233H96V231H95V235H96ZM98 234H99V233H98ZM98 234H97V235H98ZM101 234H102V233H101ZM179 234H180V233H179ZM215 234H216V232H215ZM220 234H219V236H220ZM240 234H242V233H240ZM70 235H71V234H70ZM77 235H78V234H77ZM77 235H76V236H77ZM97 235H96V237H99V236H100V235H99V236H97ZM103 235H104V234H103ZM183 235H185V234H183ZM186 235H187V238H188V237H189V238H190V237L192 238V236H193V235L191 236L190 234H187V233H186ZM186 235H185V236H186ZM199 235H200V234H199ZM237 235H238V234H237ZM237 235H235V238H237ZM87 236L90 237V235H87ZM209 236H210V235H209ZM78 237H80V236H78ZM85 237H86V236H85ZM200 237H201V236H200ZM212 237L214 238L213 233H212V236H211L210 238L212 239ZM215 237H216V236H215ZM224 237H225V236H224ZM230 237H231V236H230ZM233 237H234V236H233ZM54 238H55V237H54ZM66 238H67V236H66ZM71 238H72V236H71ZM75 238H76V237H75ZM176 238H177V236H176ZM217 238H218V236H217ZM240 238H241V237H240ZM3 239H4V237H3ZM95 239H96V238H95ZM97 239H98V238H97ZM97 239H96V240H97ZM115 239H116L115 242H114V239H113V240H112V239L109 240V242H111V243H116V241L118 242V239H117V238H115ZM133 239H134V238H133ZM195 239H197V238H195ZM195 239H194V240H195ZM198 239H199V238H198ZM211 239H210V240H211ZM221 239H222V238H221ZM224 239L227 240V241L222 240L224 243H228V242H229V241H228V240H229L228 238H227V239L224 238ZM56 240H57V239H56ZM89 240H90V238H89ZM200 240H201V239H200ZM233 240H234V239H233ZM24 241H25V240H24ZM73 241H75V240H73ZM73 241H72V242H73ZM86 241H88V239L85 240V242H86ZM97 241H98V240H97ZM101 241H103V242H100V243H101V246L105 245V242L108 243L107 240H106L105 242H104V240H101ZM112 241H113V242H112ZM133 241H134V240H133ZM133 241H132V242H133ZM185 241H186V240H185ZM188 241H189V240H188ZM234 241H235V240H234ZM246 241H247V240H246ZM72 242H71V243H72ZM126 242L128 243L129 241L127 240ZM138 242H139V241H137V243H138ZM191 242H192V241H191ZM197 242H198V241H197ZM201 242L203 243V241H201ZM213 242H214V239H213ZM89 243H90V242H89ZM89 243L86 242V244H88V245H89ZM97 243L99 244V242H96V244H97ZM103 243H104V244H103ZM107 243H106L105 246H106L108 249L106 250V248H104V246H103L102 248H103V250L105 249L106 251H109V252H110L109 249H111V248H109V247H110L112 244L110 243V244H111V245H110V244H107ZM124 243H125V242H124ZM135 243H136V242H135ZM185 243H186V242H185ZM233 243H236V241L233 242ZM233 243L230 244V247L233 245ZM245 243H246V242H245ZM130 244H131V243H130ZM132 244H133V243H132ZM199 244H200V242H199ZM199 244H198V245H199ZM203 244H204V243H203ZM211 244H212V245H211ZM28 245H29V244H28ZM77 245H78V244H77ZM88 245H87V246H88ZM90 245H91V243H90ZM90 245H89V246H90ZM115 245L117 246L118 243H116ZM133 245L135 246V244H133ZM182 245H183V244H182ZM188 245H189V244H188ZM188 245H186V246H188ZM201 245H202V244H201ZM201 245L198 246V248H197L196 246H195L196 248L191 247V249H194V251H195L196 249L198 250L200 247L202 248ZM206 245H208V246H209V245L213 246V243H210V242H209V243H206ZM217 245H219V244H217ZM217 245H216V246H217ZM221 245H222V244H221ZM244 245L247 246L246 244H244ZM83 246H86V245L83 244V245L81 246L82 249H84ZM98 246H99V245H98ZM98 246H97V247H98ZM108 246H109V247H108ZM113 246H114V245H113ZM136 246H137V245H136ZM139 246H141V245H139ZM25 247H26V246H25ZM111 247H112V246H111ZM117 247H118V246H117ZM120 247H121V248H120ZM122 247H123V245H122V246H119L117 250H119V248L122 249ZM130 247H132V246H130ZM130 247H129V248H130ZM228 247H229V246H228ZM234 247H235V246H234ZM70 248H71V247H70ZM88 248H89V247H88ZM114 248H116V247L114 246ZM216 248H218V246L215 247L214 250H215ZM86 249H87V248H85L83 251L87 252ZM205 249H206V250H202V253H203V251H204V253H206L207 250H208V249H211V248H210V247H209V248L206 247ZM230 249H231V248H230ZM20 250H21V249H20ZM112 250L115 252L114 249H112ZM112 250H111L110 253H113ZM122 250H124V251H121V250H119V251H121V253H124L126 249L124 248V249H122ZM127 250H128V249H127ZM233 250H234V251H237V250L234 249V248H233ZM106 251H105V252H106ZM119 251H118V252H119ZM189 251H190V249H189ZM192 251H193V250H192ZM205 251H206V252H205ZM211 251H212V250H211ZM209 252H210V250L206 253V256H207V254H208L209 258L211 259V258H212V254H213V255H214L215 257H217V259H218V256L215 255V254H216L215 252H214L215 254H214L213 252H210V254L212 253L211 255L209 254ZM106 253L108 254V252H106ZM121 253H119L118 256H121ZM133 253H134V252L131 253L132 256H133ZM190 253H192V252L190 251ZM204 253H203V254H204ZM225 253H227L226 248L224 249V248H222L221 246H219V256H220V258H221V257H222V258L225 257V255H226ZM249 253H250V252H249ZM84 254H85V253H84ZM84 254H83V255H84ZM113 254H114V253H113ZM113 254H112V255H113ZM85 255H86V254H85ZM96 255H97V254H96ZM108 255H111V254H108ZM198 255H199V254H198ZM114 256H116V254H115ZM125 256H126V255H125ZM199 256H200V255H199ZM202 256H204V255H202ZM206 256H205V257H206ZM210 256H211V257H210ZM234 256H237V255H236V254H233V257H234ZM48 257H49V256H48ZM93 257H94V256H93ZM205 257L202 259L203 261H204ZM50 258H51V257H50ZM50 258H48V259H50ZM94 258H96V257H94ZM121 258H122V259H121ZM121 258H119V257L116 258V259H118L117 262H116V259H115V257H114V260H115V262H116L117 264H121L122 260H127V259H125V258L123 259V257H121ZM129 258H130V256H129ZM201 258H202V257H201ZM206 258H207V257H206ZM209 258H208V259H209ZM79 259H80V258H79ZM130 259H131V258H130ZM208 259H207V260H208ZM212 259H213V258H212ZM215 259H216V258H215ZM235 259H239V257H237V258H235ZM94 260H95V259H94ZM120 260H121V262H120ZM199 260H200V259H199ZM199 260H198V261H199ZM205 260H206V259H205ZM51 261H52V260H51ZM127 261H128V260H127ZM213 261H214V260H213ZM80 262H81V261H80ZM84 262L87 263V261H84ZM112 262H113V261H112ZM49 263H50V262H49ZM93 263H95V262H93ZM200 263H202V261H200ZM213 263L216 264L215 261H214ZM231 263H232V262H231ZM88 264H89V263H88ZM129 264H131V263L129 262ZM132 264H134V263H132Z\"/></svg>",
  "mask_w": 264,
  "mask_h": 264
}]
</instances>
